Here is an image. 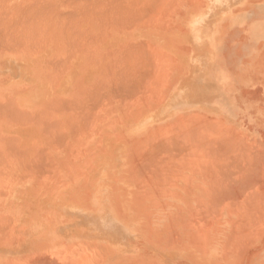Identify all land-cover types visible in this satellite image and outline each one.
Wrapping results in <instances>:
<instances>
[{"label": "bare ground", "instance_id": "1", "mask_svg": "<svg viewBox=\"0 0 264 264\" xmlns=\"http://www.w3.org/2000/svg\"><path fill=\"white\" fill-rule=\"evenodd\" d=\"M32 1L33 0H31L30 2H32ZM68 1H70V0H68ZM110 1L113 2V0H110ZM132 1H134V0H132ZM136 1H137V3H135V5L137 4L139 6L141 3L138 4V1L141 2L143 0H136ZM144 1H145L144 2V5H145L148 0L147 1L144 0ZM154 1H156V0H152V2L150 1L151 6L152 7L155 6L154 8L150 7V8H152L150 10L152 12H154L155 8H156L157 12H154V14L157 17L155 19L154 14L152 12H150V10H146L148 13L150 12L149 15L152 13V15H150V16L148 14H147L148 16H146L145 13H147V12L144 13L145 16L147 17V18L144 19V21L146 20V23H147L148 20L149 21L151 20L152 16L154 17V19L152 18L153 21L152 20L151 21L153 23H154V21L156 22L159 19V16L161 15V13H163L164 11H166V12H164V15H165L164 17L166 18V16H167L166 15V13H168L167 9H169L168 8V4H169L168 1L170 2L171 0H166V4L164 3L165 0L156 1L158 3H156V2L154 3ZM173 1L174 0H172L171 2H172L173 5H175L177 2L173 3ZM224 1L228 2L230 0H224ZM234 1L235 2L233 3L234 4L233 8H230V9L229 8H224L222 10H220V9L218 10V9H214L212 7V4H211L212 0H205L204 3L202 1H200V0H198V1L195 0V5H191V6L187 7L186 10L183 12V18H182V23H181L182 27L178 26L177 28H174L172 30L168 29V31H167V36L168 37L166 39V44H165L166 45V49L167 50L172 49V47H173L172 45L175 42H180L184 47H186L189 50V52L192 51L191 47L195 48V41H190V43H187L186 42L187 40H186V38L184 36L187 35L186 32H189V30H187V29L192 24V18L190 19V17H195V15H200V12L203 11L204 8H206V9L208 8L209 11L212 9L211 13L213 15H215L216 10L218 11V17L219 18L216 15L215 16H216V20H218L216 22H219V25H216V26H217V28L220 31L224 32V33L218 32L219 34L224 35V37H227L229 39H234V41L236 43H240V44L245 42L246 38H245L244 41H240V42L236 41V40L243 38L244 34L246 32H248V34L251 35V37H252V38H250L251 40H254V38H256V37L258 38L260 32L261 31L263 32V27H261V25H259L256 22H254V23H252L250 25H247V24H245V21H246V16L249 15L248 12H250L251 9L257 10L260 13L264 12V0H256V2H255V0H234ZM251 1H252L253 5L249 6ZM115 2H116V0H115ZM159 2L162 3L163 5H160ZM214 2H217V0H214ZM147 3H149V2H147ZM150 3L148 5L146 4V6H147L146 9H148V7L150 6ZM3 4L5 5V3H3ZM3 4H1L2 7H3ZM19 4H22V3H19ZM40 4H38V5H40ZM113 4L115 5L114 2H113ZM118 4H116V6H120ZM155 4L156 5L159 4V5L156 6ZM93 5H94V3H93ZM100 5L102 6V9H105L103 7L102 3ZM109 5L111 7L112 4L110 3ZM109 5H107V6H109ZM114 5H112V6H114ZM125 5H127V4H125ZM169 5H171V4H169ZM173 5H171V6L173 7ZM161 6H166L165 7L166 9H163V10L160 9V10H162L161 13H160L159 8H161ZM52 7L53 6H51V8ZM88 7H90V6L88 5ZM4 8H6V6ZM99 8H100V6H99ZM111 8H113V7H111ZM126 8H127L126 11L131 10L128 7H125V9ZM8 9H9V7L7 5V10ZM28 9H29V7H28ZM94 9L96 10L95 7H94ZM174 9H176V8H174ZM16 10L18 11V9H16V7H15V11ZM29 10L32 11L31 9H29ZM89 10H91V9H89ZM141 10L142 9L140 8V11L138 9L139 12H136V10H135V12L133 11V13L134 14L136 13L138 16L136 15V17H134V15H132V13H131L133 18L130 17L129 20L131 19L132 22H135V21L138 22V20L140 19V22H141L143 20V18L141 19L142 16L140 17V13H142ZM22 11H23V8H22ZM102 11L103 10H101L100 12H102ZM117 11H118V9H117ZM179 11H180V9H179ZM24 12H25V9H24ZM32 12H31L30 15H32ZM48 12H49V10H48ZM106 12H107V10H106ZM129 12H128V14H129ZM34 13H37V12H34ZM157 13H158V15H157ZM159 13H160V15H159ZM171 13L172 12H170L169 16L172 15ZM2 14H5V13H2ZM38 14H40V13H38ZM98 14H99V12H98ZM46 15H47V13H46ZM61 15H59V16H61ZM78 15H79V13H78ZM109 15L111 16V14H109ZM123 15H125V13H123ZM28 16L29 15H27V17ZM83 16H84V14H83ZM68 17H70V16H68ZM105 17H106V15H105ZM111 17H115V16L112 15ZM116 17H117V15H116ZM121 17H122V15H121ZM128 17H125V18H127V21H125L124 24H126V22H129L128 21ZM160 17H161L160 18L161 20L165 19L163 17V15H161ZM5 18H7V17H5ZM9 18H11V16ZM25 18L26 17H24L23 20H25ZM41 18H42V16H41ZM90 18H92V17H90ZM100 18H101V15H100ZM100 18H99V20H100ZM115 18H113V20L111 18V20L115 22V20H116ZM125 18L122 20V19H118V17H117V20L124 21V20H126ZM134 18L136 20H133ZM29 19H31V18H29ZM34 19H36V17ZM70 19H72V18H70ZM108 19H110L109 16H108ZM108 19H106V20L104 19V21H105V26L104 27L101 28V27L98 26L99 30L102 29V30L106 31V33H105L104 31L101 30V32L103 33L102 34L100 32V34L102 35V38L100 37V34H98V33H97L98 35L96 34V37L99 36L101 38V42L103 41L102 39H104L103 35L106 36V37H107L108 34L110 35V33H108V31L106 30V28L108 29V27H110L109 26L110 25L109 21H108V26L106 24ZM45 20H49V19L46 18ZM1 21H3V20H1ZM7 21H5L6 24H7ZM39 21L42 22V19H40ZM51 21H52V19H51ZM59 21H61V20H59ZM104 21H103V23H104ZM3 22H0L1 25H2ZM17 22H15V23L18 24L19 22L18 23ZM73 22H72V24L74 25L75 22L74 23ZM114 22H111V23H114ZM220 22H223V23H220ZM15 23L12 24V25H15ZM29 23H31V22H29ZM45 23L47 25L49 24L47 22H45ZM100 23L98 25H100ZM103 23H101V24H103ZM129 23H131V22H129ZM129 23H127V24L129 25ZM146 23L144 25H146ZM149 23H147V24H149ZM59 24H60V22H59ZM70 24H71V22H70ZM77 24H79V23H77ZM122 24H123V22L121 23V25ZM133 24L131 26H134ZM29 25H31V24H29ZM39 25H40V23H39ZM41 25H43V24H41ZM61 25H63V24H61ZM126 25H124V27ZM136 25H139V24L137 23ZM15 26H17V25H15ZM15 26H13L14 30H15ZM19 26L21 27V25H19ZM100 26H102V25H100ZM113 26H114V24H113ZM113 26H111V27H113ZM3 27L4 26H2V29H3ZM31 27H34V26H31ZM43 27H45V25ZM79 27H80V25H79ZM37 28H39V27H37ZM73 28H69V29H73ZM75 28H77V30H78V27H75ZM103 28H105V29H103ZM113 28L114 29L117 28L116 30H119L121 27H119V29H118V27H113ZM10 29L12 30V28H10ZM21 29L22 28H20V30ZM26 29H25V31H26ZM47 29H50V25H49V28L48 27L45 28L46 31H47ZM87 29L84 30V31H87ZM121 29H123V26H122ZM121 29H120V32H121ZM18 30H19V28L16 29L15 31H18ZM36 30H35V33H36ZM3 32H5V31H3ZM6 32H7V30H6ZM22 32H21V34H23ZM26 32H28V31H26ZM150 32H152V31H150ZM10 33H12V31ZM75 33H77V32H75ZM85 33H87V32H85ZM85 33H83V35ZM6 34H4V35L2 34V35L5 36ZM12 34H14V32ZM17 34H15V36ZM8 35H10V34H8ZM24 35L25 34H23L21 37L24 38ZM26 35H30V33L26 34ZM77 35L81 36L80 37L81 40H82V37L83 38L85 37V36H83L81 34L80 35L77 34ZM88 35H90V34H88ZM88 35L85 38L88 39V42H91L93 40L92 38L95 35L91 34V35H94L93 37L90 38L92 40H89V38H87ZM11 36L9 38H11ZM34 36H30V37H34ZM40 36H42V35H40ZM78 36L76 38H78ZM36 37H39V35L38 36L36 35ZM43 37L44 36H42V38ZM181 37H182L183 40H181ZM0 38H2V36ZM17 38H15L16 41H17ZM65 38H66V36L63 39H65ZM69 38H71V37H69ZM76 38H75V40H77ZM80 38H79V40H80ZM24 39L20 38L19 41H17V43L19 42L18 44H20V41L24 40ZM47 39L49 40V38H47ZM75 40L73 38V41H75ZM79 40H77L76 42L79 43ZM32 41H33V39H32ZM39 41L37 43V39H36V41L34 40V43L36 42L37 44H39ZM65 41L67 43V40H65ZM97 41H98V39H97ZM97 41H92L91 44L89 43L90 45L88 44L91 48H93V46H96V47H94L95 49L97 48L95 51L98 50L97 44L99 42H97ZM99 41H100V39H99ZM14 42H15V40H12L11 44H13ZM25 42H27V41H25ZM28 42H27V44H28ZM44 42H46V41H43L42 43H44ZM55 42L56 41H54V43ZM86 42H87V40H86ZM93 42H95V44L97 42V44L96 45H92ZM142 42H145V41H142ZM29 43L31 44V41ZM72 43L75 44V42H72ZM77 43H76V45H77ZM135 43H137V42H135ZM141 43L140 44L138 43V45L141 46ZM258 43H260V42H258ZM258 43H257V45H258ZM0 44H1V41H0ZM4 44H6V43H4ZM11 44H9V45L7 44L8 48L10 47ZM27 44H26V47L27 46L30 47V45L29 44L27 45ZM67 44L69 45V43H67ZM74 44L72 45V47L70 46V48H72L71 51L74 50V49L76 50ZM85 44L86 43H84V45ZM129 44H131V43H129ZM15 45H17V44H15ZM21 45L20 46L18 45L19 49H20ZM42 45L44 46L45 43L42 44ZM55 45L57 47L58 43L55 44ZM84 45H83V47H84ZM146 45H148V42H147ZM22 46L25 47L24 45H22ZM31 46H33V44ZM46 46H47V44H46ZM73 46H74V49H73ZM78 46H79V44H78ZM121 46L122 47L123 46L126 47V45H124V44L120 45L119 46L120 50L123 49V48H121ZM134 46H135V44H134ZM134 46H133V48L135 49ZM142 46H144V45H142ZM161 46L158 44V48H157V46L155 45L154 42H151L147 46L149 49H151L150 50L151 52L149 51L150 53L148 52V54H146L148 60L150 59L148 61L149 63H150V61L152 59V58H150V57H152V55L150 56V54H153L152 53L153 49L156 48V51L154 49L153 52H157L158 53L159 49L163 50V48L165 47L164 45H161ZM2 47H4V45ZM2 47H0V48H2ZM34 47H38L40 49L42 48V47H39L37 45L33 46V48ZM58 47H60V45ZM131 47L132 46L128 47V49H130ZM8 48L7 49L5 48V49L8 50ZM31 48H29V49H31ZM66 48H67V46H66ZM80 48H82V46H80ZM85 48H87V47L85 46ZM180 48H183V47H180ZM136 49H138V48H136ZM142 49H144V48H142ZM11 50H13V49L11 48ZM37 50L38 49H36L35 53H37ZM107 50L109 52V49H107ZM115 50H117V49H115ZM14 51H15V48H14ZM23 51H26V49L23 50ZM27 51L29 52V50H27ZM87 51L88 50H86L85 52H87ZM92 51H94V50L93 49L91 50V53L93 55ZM129 51H127V49H125V52H128V54L127 53L126 54L127 55H131V56H127V57L128 58L129 57L130 58L134 57L131 54L132 52H129ZM31 52L33 53V51H30V53ZM139 52L142 53V51H139ZM18 53H20V52H18ZM58 53H57V55H58ZM119 53H120V51H119ZM119 53H118L119 58H117L118 56L116 58L120 59L122 63H125L126 61L122 60L123 57L121 58L120 57L121 55ZM124 53H121V54H124ZM133 53L135 54V51H133ZM258 53H259V51H258ZM94 54H96V53L94 52ZM98 54L99 55L101 54L100 50L97 53V55ZM103 54H104V52H103ZM106 54L108 55V53H106ZM112 54H115V52L112 53ZM138 54L140 55V53H136V55H138ZM55 55H56V53H55ZM57 55H56V57L53 55L55 58L53 57L52 59L53 60H55L56 58L57 59L58 58L61 59V57H59ZM66 55H68V54H66ZM139 55H138V57H140ZM148 55L150 57H148ZM161 55H163L162 52H161ZM69 56L71 57V55H69ZM93 56H91V59L93 58L94 61H95V57H96V59L97 58L98 59L99 58L102 59L101 55L99 57L96 56V55H95V57H93ZM108 56H110V53H109ZM142 57H143V55H142ZM86 58H88L90 60L89 54H88V57L86 56ZM104 58L105 57H103V59ZM147 58H145V60H147ZM59 59H58V62L60 64L61 62H60ZM88 59H86V60H88ZM123 59H125V58H123ZM53 60H52L51 63H53ZM64 60H65V58H64ZM89 60L87 62H89ZM120 60H118V61L116 60V61L118 63H120L119 62ZM128 60L129 59H127V62H126L127 64L125 63V65H127V66L130 63V61H128ZM130 60L134 61V58L130 59ZM92 61L93 60L90 61V64L92 63ZM154 61H155V59H154ZM56 62H57V60H56ZM56 62H54V63H56ZM117 62H116V64H117ZM153 62H151V64H146L145 63L146 66L145 65H144L145 67L143 66L144 69H146V71H147L148 70V66H150L152 68L153 67L152 63ZM157 62H158V60H157ZM195 62H196V60H195ZM95 63H96V61H95ZM97 63H99V60H98ZM122 63L120 64V67L124 66V65H122ZM133 63H136L138 65L137 62H133ZM206 63H207V68L210 70V71H207V73L211 72L210 75H212V76L215 73L214 71H212L215 68V66H217L219 69L222 68L221 66H219L218 61H214L213 59L212 60H207ZM48 64H50V62ZM111 64H113V63H110V65ZM141 64H142V60H141ZM141 64H139V66ZM154 64H155V62H154ZM106 65H107V67L108 66L109 67L113 66V65L110 66L109 64H106ZM106 65H105V67H106ZM133 65H135V64H133ZM62 66L65 67L63 70L60 69V67H62ZM62 66H59V67L57 66L56 67V69H57L56 71L62 70L61 72H63L67 68L66 65L65 66L62 65ZM127 66H125V67H127ZM158 66L160 67V65H158ZM120 67L118 68V66H117L118 70L121 69ZM129 67H128L129 68L128 70H130L132 68L131 65H129ZM141 67H142V65L140 67L136 66V68H141ZM54 68L55 67H53V69ZM82 68H83V66H82ZM117 68H112V70L113 69H117ZM153 68H152V70L154 72H157ZM122 69H124V68H122ZM134 69H135V67H134ZM134 69L130 70V73H132L131 71H133V73L135 74V72L137 73L138 70H139L138 69V70H136L134 72ZM183 69H184V74L186 76V69L185 68H183ZM199 69L204 70L205 68H201L200 64L197 65V63H196L195 71L199 70ZM106 70L108 71L107 68H106ZM106 70H104V71L106 72ZM128 70H126V72ZM123 71H125V69L122 70V71L119 70V72H123ZM220 71L222 72V69H220ZM7 72H9L10 75H11L10 79H8V81H9L8 83H12L13 84V82L16 79H11V78L12 77L13 78H17L18 77L17 81L15 82L16 84H14V88H15V91L19 90L20 93L21 92L25 93V95L22 94L24 96V99H23L22 102L36 101V100L39 99L38 91H37L38 89L35 86H33L32 77L30 75H28L29 72H27V71H25V70H23L21 68H18V67H11L10 71H7ZM53 72H54V70H53ZM102 72H103V70H102ZM102 72H100V74H102ZM113 72L116 73L117 71L115 72V70H114ZM113 72L111 73L113 75L111 77H115L116 76L115 79L117 77H120V76H118V74H120V73L117 72L116 73L117 75L116 74L114 75ZM221 72H217V75L218 76L220 75V77H221V79L219 77L218 80H219V82H220V84L222 86L223 85L222 81L224 79L222 77ZM106 73H109V71L106 72ZM106 73L104 74V77H107V79H108V76H105ZM140 73H142V72H140ZM125 74H127V73H125ZM134 74H132L133 78L136 77V76H134ZM152 74H151V76H152ZM49 75H50V73H49ZM121 75H122V73H121ZM149 75L146 74V78H148L147 76H149ZM138 76L141 77L142 75L141 76L138 75ZM151 76H150V78H151ZM185 76H182V77L184 78ZM126 77H128V76L126 75ZM81 78H82V75H81ZM124 79H126V78L124 77ZM124 79L123 80L120 79L118 81L121 82V80H122V82L123 81L125 82ZM179 79L180 78H178V79H176L174 81V84H173V87H172V89H173L172 90V94H174V95L179 94L181 92V90H182V85L178 86L179 81H180ZM98 80L103 81L104 79L101 80V78L100 79L97 78V80L93 84H96V82ZM113 80H112V82H113ZM148 80H150V79H148ZM100 81H99V83H101ZM152 81H153V79H152ZM105 82H106V80H105ZM127 82H131V81H127ZM127 82H126V84L125 83L124 84L121 83V84H123V87L124 86L127 87L126 86V85H128ZM139 82H141V85H139V86H137L138 83L137 84L133 83V84L135 86H137V88H138V87L142 86V81H139ZM99 83H97V84H99ZM103 83L101 84V86L100 85L97 86V84L94 86L92 84L95 88L93 86L90 88L89 87L90 85L88 86V88H86L87 86H85V89L83 88V90H85L86 92H89V94H91L92 90L94 88L95 90L93 91L94 93H92V96L93 97L96 96V99L98 97V99H97L98 102H101V100L104 102L105 98H107V97H104V99H103V95L102 94H105V96H107V94L104 93L107 90H106L105 83H104V85H103ZM113 83L115 84L117 82L114 81ZM118 84L119 83H117L114 86V87H117V89L114 88V89L117 90V92L119 90H120V92L121 91H125V90H127L125 92H128L129 89H126V88L122 89L121 88L122 86L120 84H119L120 85L119 86ZM150 84H152V83H150ZM53 85H55V84H53ZM134 85H132V87ZM9 86H10V84H9ZM78 86H79V84H78ZM104 86H105V90L106 91L104 89H102V88H104ZM157 86H159V85L157 84ZM111 87H112V85H111ZM79 88H80V86H79ZM89 88H90L91 92L88 91ZM133 88H132L133 90L132 89L130 90V92H129L130 94H131V92L134 93V91L137 90V89L135 90V87H133ZM143 88H144V86H143ZM143 88H141V90ZM145 88H144V90H145ZM80 89H79V91H80ZM114 89L112 87L113 92H115ZM138 89L140 90V88H138ZM146 89H148V88H146ZM83 90L81 89V92ZM76 91H77L76 93L78 94V92H79L78 89ZM96 91H98V92L100 91L102 93L99 92L98 96H97V94H96L97 92ZM156 91L158 92V90H156ZM16 92H18V91H16ZM86 92L83 91V95ZM120 92H118L120 94V99L124 98V97L121 98V96H125L126 95V97H127V95L129 94V93L125 94L123 92L122 95H121ZM137 92L138 91H136V93ZM144 92L141 91V93H140V94H142V97L140 95L141 98H143ZM148 92L149 91H147V93ZM136 93L134 94L135 97H136V95L139 92L137 94ZM184 93H186V91H184ZM184 93H183V95H184ZM75 94H74V97H76ZM99 94H100V97H102V98L99 97ZM117 94L113 93V95H116V98H117ZM27 95H28V97H26ZM87 95H88V93H87ZM87 95L84 97L85 100L87 98ZM132 95H130V96L132 97ZM147 95H149V93ZM92 96L88 95V99L86 100V102L88 104V100L90 98L89 101H91V99H92L91 102L93 103V101H94V103H93V106H94V104H97L98 102H95L96 101L95 97H94V100H93ZM108 96H110V95H108ZM126 97H125V99H126ZM146 97H148V99H149L150 95L146 96ZM146 97H144V98H146ZM154 97L155 96H153L152 98H154ZM158 97H159V95H158ZM77 98L82 101L83 100L82 99V94H81L80 98L79 97H77ZM77 98H74V99H76L79 102L80 100H78ZM114 98H115V96H114ZM261 98H262V96H261ZM109 99H107V100H109ZM8 100H9V98L7 100L5 98L6 102ZM63 100L64 99H62V101ZM129 100H131V98H129ZM132 100H133V98H132ZM144 100H143V102L146 101V100L145 101ZM54 101H53V103H54ZM110 101H108V102H110ZM141 101H142V99H141ZM10 102H12L11 99H10ZM86 102L82 101V102H80V105H81V103H82V105H85ZM103 102H101L102 104L98 103L99 105L97 104L96 108L95 107L92 108V110L95 112V114H96V109H100L101 110L103 108V106H104ZM125 102H123V104ZM132 102H131V104H132ZM156 102H157V100H156ZM167 102H168V99H166L165 102L161 103V106L162 107L166 106ZM13 103H15V102H13ZM92 103H90L89 105H92ZM3 104H5V103H3ZM6 104H8V103H6ZM25 104H29V103H25ZM67 104H68V102H67ZM100 104L103 105V106H101V108H100ZM131 104H127V105H131ZM1 105H2V103H1ZM108 105H110V103ZM125 105H123V107ZM3 106L2 107L4 108V111H5L4 113H6V111L8 112L9 110H5V108H6L5 105H3ZM6 106H8V105H6ZM13 106L14 105H12V107ZM58 106H59V104H58ZM97 106H98V108H97ZM132 106H133V104H132ZM59 107H56V108H59ZM86 107L90 108L91 106L87 105ZM130 107H128V108L130 109ZM7 108H10V106L7 107ZM44 108H45V106H44ZM64 108H65V105H64V107L62 109H64ZM81 108L83 109V111L86 110V108H83V107H80V110H82ZM195 108L200 110V111L201 110H207L206 112H211V113H212V110H213V109L208 108L206 106H203V105H200V104L191 103L190 101H188V103H186L183 106V108L175 109L174 111L170 112L166 116V118H163V119L162 118H160V119L159 118H157V119L156 118H154V119L151 118L150 121H149L148 119L144 120L142 118V116L134 117L133 115L131 116L130 114H129L130 116L127 117L126 114H128V112L127 113L125 112L126 113L125 114L126 118L124 117V119H122L121 122H118L119 123L118 125L108 126L107 128H103V129H101L102 127L98 126L101 130H95V133L98 134L97 135V141H96V145H94L95 147L92 148V146H91L92 149L89 151V154H91V156H90L91 159L89 160V159L86 158L87 161H88L87 169L79 170V168L77 167L78 168L77 170H73L72 168L68 167V168H66V172L64 174H59V175H58V173L54 172L55 170L54 171L52 170L54 172V175L56 174L55 176H57V178H55V176H53L54 178H53V183L52 184H48L47 182L46 183L48 185L44 184V185H46V186H43V188L46 189V191L44 193H34V191L28 190L29 187H27V186H28L29 181L27 182L25 180L26 182L20 183V180L21 179L23 180V178H19V177L22 176L21 174L24 173V175H25V172L32 168V167L31 168L28 167L29 165L28 166L25 165L28 168L24 169L25 172L21 173L18 176L19 179L17 178V175H15L16 177L13 176L14 178L13 177L7 178L6 181H9L8 191L7 190L3 191L2 190L3 188H1V190H0V191H3L0 194V222H1L0 223V251L5 253L3 259L6 258V259H4L2 261L3 262L2 264H229L228 260H229V257L231 255V252H232L231 251L232 250L231 249V245H234L236 247L239 246L238 248L241 250V252L243 250L246 251L247 258L243 261L242 264H264V133H263V135L256 136V135L253 134V132H249V133L242 132L240 128H238L237 126H234V124L236 125L237 123H235V122L233 123V121L230 118H228V117L209 116V115H204V114H197V112L195 113L196 115L193 114L194 116L192 114H191L192 116H190V117L189 116H184V114L186 112L192 111ZM67 109H69V108L67 107ZM22 110H20V111H22ZM42 110H44V109H41V111ZM47 110L45 109V111H47ZM92 110H90L91 113L88 114L89 115L88 117L91 118L90 120H89V118L87 120V117H86L87 116V112H88L87 110H86V112L80 111L81 115L83 113L85 116L84 115H82V116L78 115V114H80V113H77L78 110H74V111H77V112H75V114H77V116L76 115L75 116L77 117L78 120L81 119V117H85L83 119H85L86 121L83 120V119H81V121L82 120L85 121L84 124L87 125V122L91 121L92 119L95 122V118L96 117L94 118V116H95L94 113H93L94 116L93 115L91 116V114L93 112ZM100 110H97L98 113L100 112ZM103 110H104V108H103ZM146 110H149V108L146 109ZM158 110H159V108H158ZM181 111H184V113H182L183 115H180ZM12 112H13V110H12ZM35 112L37 113V110L33 111V112H32V110H31V112L23 110L22 111L23 114H21L20 112L18 114L19 115L21 114L20 116L23 115L24 119H25V118L32 117V115ZM4 113H3V115H4ZM9 113H10L9 115H11L10 111H9ZM39 113H40V111H39ZM73 113H72L71 116L69 115L70 119H71L72 116H74ZM166 113H168V112H166ZM44 114H46V113H44ZM154 114H156V112ZM5 116H7V115L5 114ZM13 116H11L12 119H13ZM17 116L18 115L16 114L15 117H17ZM33 116L35 118V115H33ZM75 116L73 118H75ZM96 116L98 117L96 119L97 121L100 120L99 119L100 117H103V118L106 117V116H102V115H98V114H96ZM42 117H44V116H42ZM18 118H20V117H17V121H20V119L18 120ZM121 118H123V117H121ZM174 118H175V120H173L172 122L169 123V121L174 119ZM21 119L23 120V118H21ZM39 119H41V118H39ZM67 119H65V120H67ZM26 120H25V122H26ZM46 120L48 121V119H46ZM49 120L51 122L52 118L49 119ZM78 120L76 121L74 119V121H76L77 124H79ZM35 121H37V120H35ZM54 121H52V123H54ZM72 121L73 120H71V122ZM193 121H195L196 124H197L196 125V129H195V122H193ZM29 122H30V120H29ZM43 123L44 122H42V124ZM52 123H50V124L49 123H45V124L46 125L49 124L48 126H50V125H52ZM55 123H57V122H55ZM55 123L53 125H55ZM67 123H69V121ZM74 123L73 124L71 123V124L75 125ZM82 123L80 122L79 125H81ZM151 123H154V124L151 127L150 126L148 127V125L149 124L151 125ZM241 123H243V122L241 121L240 125H241ZM77 124L75 126H78ZM44 125L42 127H44ZM91 125H92V123H91ZM48 126H47V128H49ZM57 126H55V127L57 128ZM75 126H74V129L72 131H74V132L75 131L76 132L79 131V129L77 127H75ZM24 127H26V126H24ZM59 127H62V126H59ZM86 127H88V126H86ZM51 128H49V129L51 130ZM81 128H82L81 130H83V127H81ZM92 128L93 127L91 126L90 129H92ZM173 128H176V130H177V128L178 129L183 128V129L181 130V132L178 130L179 131V132L177 131L178 134L176 132H173L174 134L176 133L178 135L177 136L176 134L175 135L171 134L172 131H173ZM21 129H22V127H21ZM85 129L83 130V132L85 131ZM59 130H60V128H59ZM59 130H57V133L59 132V134L61 135L62 133ZM93 130H94V128H93ZM51 131L54 133V130H51ZM86 131L88 132L89 128H88V130L86 129ZM86 131L84 133L87 134ZM48 132H49L48 136H51V134L53 135V133H51L49 130H48ZM196 132H197V135H196ZM75 133L73 135L71 134V136H73L74 140L76 138V136H74ZM179 133H181V137H180ZM17 134L18 135H15V136H8V138H7V136L5 137L6 140L8 141V144H10L11 146L12 145H14V146L16 145L18 147V149L21 148L22 146H25V148H26V146H28V143L30 142V139H31L30 135L29 134L24 135L21 132H18ZM78 134H80V133H78ZM63 135H65L64 136L65 139H63L61 141V143L63 141H65V140L67 142V138H68L67 137V133H65V134L63 133ZM57 136H59V135H57ZM57 136L54 133V135L52 137H54L57 140L59 138L60 139L62 138V136H60L59 138H57ZM195 136H197L196 138L198 140L197 141L198 142L197 146H199L198 150H197V148L195 149V147H196L195 146ZM179 137H180L181 141H179ZM2 138H3V140L5 139L4 136ZM54 138H52V139H54ZM259 140H261V141H259ZM50 141L48 140L49 143H52ZM6 142H5V144H7ZM58 142H60V141H58ZM56 143H55V146L58 145ZM82 143H83V141H82ZM33 144L31 143V145H33ZM45 144H48L47 141H45ZM72 144L73 143H71L70 145L72 146ZM192 144H194V146H195V147H193V149H191L192 151L195 149V150H197V152L198 151L202 152V150L204 152V150H205L204 153H206V151H207L208 154H211L210 156H213V158H215V161L213 163H210L209 160H208V166L206 165L208 168H205L206 166L202 167V163H201V167H197V169H196V175H195V177L197 179L196 181L205 180V178H207V177L209 179L208 180L209 181V185L207 187L202 186L203 185L202 183H201L202 185L199 186V189H205L206 190L205 193H207V194H205L202 197H198V195H197V202H198L197 204L199 205V203H200V204L204 205V209H203V207L201 205L203 211L201 209H196V210H198V212L199 211L202 212V221H203V222H201L202 224H200V223L198 224L197 223L198 219H199V217H197V216H199V214H198V212L197 213L195 212L196 211L195 208H201L200 206L199 207L196 206L195 208L193 206V209L195 210L194 213H196L195 215H197L196 216L197 218L195 217L194 213H190V215L193 214L194 216H190L189 215L190 216L189 218H188V215H186L188 220L190 219L189 221H194L192 218L195 217L196 220L194 222H192V223L197 224V226L195 224H190L191 222L188 223L187 218L184 216V214L186 213L184 210H181L180 208H177V211L176 210L171 211L169 209L171 205H164V203L160 201V200L163 199L162 196H164L161 193V189H162V187H164L163 185H165L164 184L165 181L167 183V180H168L170 185L173 182L174 183L173 187H175V188L177 186V182H175V181L171 182L168 178L165 177L166 175L169 177V174H166V173H170V172H165L164 173L165 176H164V174H162L164 177L163 176L161 177V174L160 175L158 174V172H160V171H157L156 173L154 172L162 180V183H163L162 187H161V181L160 182L159 181H150L149 180L150 178H147V175H149L150 172L154 169V166L157 169L160 167L159 170H161V166L165 162V161L162 162L163 160H165V158H161V156L164 157V155H166V157H168L167 153L168 154L171 153L170 151L173 148L177 149V150H180V152L179 151L178 152L181 153L180 156H182L183 152H181V151L183 150L186 153L188 151V153H189L191 150H190V147H188V145H191V148H192ZM0 145H1V143H0ZM16 146H15V148H17ZM55 146H52V147L56 148ZM59 146L61 147V145H58L57 147L60 148ZM65 146H67V143H66ZM137 146L139 147V149H137V150L138 151L140 150V151L137 152L138 154L136 156L138 157V159L139 158L142 159V160L139 161V162H142V164L140 163L141 165H140V167H138L139 174H134L133 175L132 174L133 172H129V170H131L129 167H130V164L133 165L134 162L130 163L129 161L131 159H134V157L132 158L133 155H132L131 152H129V148H132V147L137 148ZM10 147H9V150L11 149ZM34 147L35 146H33V148ZM140 147H141V149H140ZM15 148H14V150H15ZM36 148H38V147H36ZM63 148H65V147H63ZM38 149L40 150V148H38ZM14 150H13V152H14ZM22 150H25V149H22ZM28 150H30V149H28ZM70 150H72V149L70 148ZM79 150L80 149H78V151H75L74 153L76 154V153L79 152V154H80V152L83 151L84 154H85L84 150H80V151ZM177 150H175V151L177 152ZM192 151H191V153L189 155H192ZM41 152L43 153L42 150H41ZM41 152H40V154H42ZM83 152H81V153L83 154ZM193 152L197 154V152H195V151H193ZM18 153L19 152H17V155L20 154V153L19 154ZM74 153L72 152V154H74ZM40 154H38V152L36 153L37 156L40 155ZM47 154L48 153L45 152V155H47ZM198 154L200 155L199 152H198ZM208 154H207V156H205V154L203 155L201 153L202 158L204 157L203 159L201 158V160L202 161L206 160V162H207ZM0 155H3V154L1 153ZM49 155H50V153H49ZM184 155L185 154H183V156ZM20 156L21 155H19V157ZM24 156H26V155H24ZM41 156H43V155H41ZM67 156H66V158H68ZM76 156H78V155L76 154ZM194 156H195V154H194ZM44 157L45 156H43L41 158L45 159ZM79 157L80 156H78L77 158H79ZM137 157H136V159H137ZM182 157H180V159H177L175 157L174 158V164L176 162L181 161L180 163L183 165L184 160L183 161L181 160ZM185 157H186V155L184 156V158ZM1 158H4V160L2 159L3 161L1 163H5L4 161H6V160H5L4 155H3V157H0V159ZM168 158L166 160H168L169 161L168 163H170L169 165H171L172 161H173V156L170 157V159H168ZM171 158H172V160H171ZM196 158L198 159L199 157L196 156ZM196 158L194 160H196ZM37 159H39V158H37ZM186 159L187 160L189 159V162L188 161H186V162H187V164H190V161H191L190 158H185V160ZM209 159H211V158H209ZM31 160H33L32 163H34V158L33 159L31 158ZM64 160L66 162V159H63V161L60 159V164H63ZM68 160L70 161V159H68ZM194 160H192V161H194ZM9 161H11V160L9 159ZM19 161H20V158H19ZM49 161H51V160H48V162ZM61 161H62V163H61ZM71 161H70V163L73 164V160H71ZM134 161H137V162H135L136 164L138 163V160H134ZM192 161H191V164H192ZM43 162H44L43 164H45L44 160H43ZM48 162H46L45 165H48ZM51 162H49V163L54 164V160L53 159H52ZM150 162H152L153 165H151L152 163H150ZM7 163L9 164V162H7ZM7 163H5V164L7 165ZM40 163H42V162H40ZM40 163H38L39 165L37 163H36V165H34L35 163L32 164L33 168H34V166L36 168L37 165H38V169H34L35 170L34 171V170H32L33 169L32 168L31 172H30V176L28 175L29 173H27V172H26V175H28L31 178H34L35 176L33 177V175H31L32 173L41 172V177L44 178V176L46 175L45 178L48 179V176H49L48 174L49 173L48 174L44 173V170L45 169L48 170V167L47 166H46L47 168L44 167L45 168L44 170L42 169V167H40L41 170L44 173L43 174L42 171L39 170V166L41 165ZM70 163H68V164L72 167V165ZM198 163H199V166H200V161ZM20 164H22V162H20ZM149 164L151 166H153L152 167L153 169L151 168V166ZM158 164H160V166ZM166 164L167 163H165L164 165H166ZM174 164H172V165H174ZM181 164L177 163L178 166L179 165L181 166ZM135 165H134L133 168L136 169ZM156 165L158 167H156ZM138 166H139V164H138ZM163 166H162V169H163ZM189 166H193V165H189ZM22 167H24V166H22ZM49 167H51V166H49ZM55 167L56 166H54V169L58 170V168H55ZM167 167L169 168L168 165H167ZM6 168H8V167H6ZM0 169L2 170L3 167L0 168ZM4 169H3V171H4ZM157 169H155V170H157ZM187 169H188V166H187ZM191 169L194 170L193 168H191ZM5 170H7V169H5ZM22 170H23V168H22ZM22 170H21V172H22ZM47 170H45V171H47ZM178 170H177V174H178ZM52 171L50 170L48 172H50V174L53 175ZM61 171L63 172V170H61ZM135 171H137V169ZM172 171H171V173H174ZM174 171H176V170H174ZM138 172H135V173H138ZM35 173H34V175H36ZM152 173H153V171H152ZM4 174L6 176V172H4ZM39 174H37V175L39 176ZM179 174H180V172H179ZM1 175H3V174H1ZM52 175H51V177H52ZM176 175H175V178H176ZM208 175H210L211 177L209 178ZM38 176L36 177V179L38 178ZM150 176H152V175H150ZM6 177H4V178H6ZM27 177H25V178H27ZM158 177H155V178L157 179ZM187 177L190 178V176H187ZM40 178L37 179V180H40ZM171 179H173V178L171 177ZM0 180L2 181V182L1 181L0 182L3 183L1 186L4 187L3 185H4V182H6V181L3 180L2 176H1ZM39 183L41 185L43 184L42 182H39ZM61 184H62L61 191L58 192L57 188ZM186 184H185V186H186ZM168 185L166 184L167 187H168ZM189 186L191 187L192 185H189ZM55 187H57V188H55ZM186 188H187V186H186ZM163 190H165V193L168 191V194L166 193L167 196L170 193H171V195L173 193V192H169V190H166L165 187L163 188ZM175 191L176 190H174V192ZM185 191L187 192V190H185ZM2 193H3V195H2ZM60 193H62V194H60ZM190 193H192V191H190ZM200 193H201V191H200ZM200 193H199V195H200ZM180 195H182V194L180 193ZM172 196L174 197V194ZM193 197H195V196H193ZM29 201H31V202H29ZM190 204H191V202H190ZM190 204H188V207L189 206L191 207ZM178 206H181V205H178ZM178 209H180V210H178ZM184 209H186V207ZM189 212H191V211H189ZM4 219L11 223L10 224L11 227H10V225H8L9 228L8 227H4L5 224L2 223V222H6V221H4ZM45 225H47V227H48L47 230L48 231L46 230V228H44ZM37 238L39 240H41L37 244V246H38L40 251L34 256L31 255V254L29 256L28 255H24L25 253L28 252V249L31 247L32 241H35V239H37ZM245 243H246V248L245 249L244 248L241 249L240 246L242 244H245ZM33 244H35V243H33ZM236 247L233 249L234 252H238L237 251L238 248H236ZM241 247H243V246H241ZM245 251H243V253ZM242 255H244V254H238V256L243 259ZM241 261L238 264H240Z\"/></svg>", "mask_w": 264, "mask_h": 264}, {"label": "crops", "instance_id": "2", "mask_svg": "<svg viewBox=\"0 0 264 264\" xmlns=\"http://www.w3.org/2000/svg\"><path fill=\"white\" fill-rule=\"evenodd\" d=\"M2 1V0H1ZM7 2H8V0H6ZM11 1V5H13L14 7H16V9H18V13H17V15H18V17H17V19H16V21H18L19 22V24H18V26L19 25H21V28L24 30H18V31H15L16 29H18V28H20V26L18 27V26H15V30L14 29H10L11 31H12V33L14 32V34H12V33H10L11 31L10 30H8V28L6 27H3V29H2V26H4V22L3 21H1V22H3L2 23V25H1V30H0V37L2 36V38H0V39H2L1 40V44H0V47H2L3 45H4V47H2V48H0V87H7L8 89H10V90H14L15 91V88H14V84H16L15 82L17 81V79H18V77L17 78H11V79H16L14 82H13V84L12 83H8L9 81H8V79H10V73L9 72H7V71H10V68L11 67H18V68H21V69H23V70H25V71H27V72H29V74L28 75H30L31 77H32V80H33V86H35L36 88H38V93H39V100H38V102L36 103V104H34L35 105V107L37 108V111L38 110H40V109H42L44 106H46V105H50V106H52L53 104L54 105H63L62 107H64V105H65V110H68L67 109V107L69 108V109H71V110H76V109H80V107H83L82 106V103H81V105H80V102H82L80 99H78L77 97H81V94H82V96H83V91L84 92H86L85 90H83V88L85 89V86H87L86 88H88V86L91 88L93 85L95 86L97 83H99V81L100 80H98L97 82H96V84H93V83H95V81L97 80V78H101V80H103V81H100L101 83H99V84H97V86L98 85H100L101 86V84L104 82L105 83V86H106V90L108 91H106L105 90V86H104V88H102V89H104L106 92H104V93H111V94H113V93H118V92H120V90L117 92V87H114L117 83H119L122 87V89L124 88H126V89H129L128 90V92H125V91H127V90H125V91H121L120 93L122 94L123 92L126 94H128L129 92H130V90L133 88V87H137V86H139V85H141V82H139V81H142V86L143 85H145L149 80L148 79H151L150 78V76H151V74H152V68L154 69V70H157V68L159 69V67L158 66H156L157 64H156V62H155V64H154V62H153V55H161V52H162V56H164L165 58H168V57H170L171 58V61L174 63V68H175V66L176 65H180L182 68H185V69H191L192 71L195 69V54H199V52H197V51H195L194 50V52H189V51H186V52H183V51H181V52H175L173 49H171V50H167L166 49V39H167V31H168V29H167V26L166 25H163V24H161V22L162 21H166L167 22V19L165 18H163L164 20H161L160 18V16H159V19L155 22L154 21V23L152 22L153 20H152V18L154 19V17L152 16V18H151V20L149 21H147V23H149V24H147L146 23V20L144 21V19L145 18H147L146 16H148L149 15V13L150 12H152L150 9H152V8H154L155 6H151V3H150V1L152 2V0H146L147 2H149L150 3V6L148 7V9H146L147 8V6H146V4L148 5L149 3H147L146 2V4L144 5V0L143 1H141V2H139L138 1V4H140L139 6L136 4L135 5V3H137V1L136 0H134V1H132V0H116V2H115V0H113V2L115 3V5L113 4V2L112 1H110V0H70V1H68V0H33L32 2H30L31 0H10ZM37 1V2H36ZM73 1V2H72ZM99 1V2H98ZM156 1H158V0H156ZM156 1H154V3L156 2ZM163 1V0H162ZM161 1V2H162ZM24 2V3H23ZM35 2V3H34ZM86 4H85V3ZM105 2V3H104ZM119 4H118V3ZM19 3H22V4H19ZM33 3V4H32ZM41 3V4H40ZM74 3V4H73ZM85 5H84V4ZM93 3H94V5H93ZM96 3V4H95ZM102 3V5H103V7L105 8V9H102V6L100 5ZM108 3V4H107ZM112 4V5H114V6H112L111 5V7H113V8H111L110 7V5L109 4ZM153 3V4H154ZM156 3H158V2H156ZM160 3V2H159ZM164 3L166 4V0L164 1ZM28 4V5H27ZM37 4V5H36ZM38 4H40V5H38ZM55 4V5H54ZM116 4H118V5H120V6H116ZM123 6H122V5ZM125 4H127V5H125ZM20 5V6H19ZM22 5V6H21ZM58 7H57V6ZM84 5V6H83ZM88 5L90 6V7H88ZM92 5V6H91ZM97 5V6H96ZM100 6V8H99V6ZM107 5H109V6H107ZM125 5V6H124ZM156 5V4H155ZM157 5H159V4H157ZM156 5V6H157ZM160 5H163L162 3H160ZM25 6V7H24ZM32 6V7H31ZM38 6V7H37ZM51 6H53L52 8H51ZM96 8V10L94 9V7ZM116 6V7H115ZM19 7V8H18ZM28 7H29V9H31L32 11H30L29 9H28ZM37 7V8H36ZM40 7V8H39ZM79 7V8H78ZM89 9H91V10H89ZM120 7V8H119ZM125 7H128L129 9H131V10H129V11H126L127 10V8L125 9ZM142 9L141 10V12L143 13H140V17H141V19L143 18V20L140 22V19L138 20V22H132L131 21V19L129 20V18L130 17H132L133 18V16L132 15H134V17H136V13L134 14L133 13V11L135 12V10H136V12H139L140 11V8ZM150 7H152V8H150ZM160 7V6H159ZM22 8H23V11H22ZM27 8V9H26ZM54 8V9H53ZM124 8V9H123ZM24 9H25V12H24ZM35 11H34V10ZM39 9V10H38ZM42 9V10H41ZM51 9V10H50ZM93 9V10H92ZM117 9H118V11H117ZM135 9V10H134ZM138 9H139V11H138ZM22 12H21V11ZM29 10V11H28ZM48 10H49V12H48ZM68 10V11H67ZM99 10V11H98ZM101 10H103L102 12H100ZM106 10H107V12H106ZM146 10H150V12L148 13ZM154 10V9H153ZM158 10V9H157ZM27 11V12H26ZM44 14H42L41 12ZM51 11V12H50ZM75 11V12H74ZM81 11V12H80ZM86 11V12H85ZM91 11V12H90ZM99 12V14H98V12ZM112 11V12H111ZM116 13H115V12ZM30 12V13H29ZM31 12H32V15H30L31 14ZM34 12H37V13H34ZM56 12V13H55ZM58 12V13H57ZM74 12V13H73ZM114 12V13H113ZM128 12H129V14H128ZM145 12H147V13H145ZM154 12H157L156 11V8H155V11ZM154 12H152L153 14H154ZM29 13V14H28ZM38 13H40V14H38ZM46 13H47V15H46ZM55 13V14H54ZM73 15H72V14ZM76 13V14H75ZM78 13H79V15H78ZM84 14V16H83V14ZM87 13V14H86ZM111 14V16L113 15V16H115L116 17V15H117V17H118V19H124L125 17H128V21L129 22H131V23H129V22H126V24L127 23H129V25L131 26L133 23V25L134 26H129L128 24L126 25V24H124L125 23V21H127V18H125L126 20H124V21H120V20H117V17L115 18V17H111L109 14ZM113 13V14H112ZM123 13H125V15H123ZM131 13H132V15H131ZM146 14V16H145V14ZM152 13L150 14V15H152ZM35 14V15H34ZM61 15V16H59V15ZM70 14V15H69ZM104 14V15H103ZM108 14V15H107ZM115 14V15H114ZM128 14V15H127ZM148 14V15H147ZM27 15H29L28 17H27ZM49 15V16H48ZM70 16V17H68V16ZM82 15V16H81ZM96 15V16H95ZM100 15H101V18H100ZM105 15H106V17H105ZM119 15V16H118ZM121 15H122V17H121ZM127 15V16H126ZM131 15V16H130ZM149 15V16H150ZM157 15H158V13H157ZM32 16V17H31ZM36 17V19H34L35 17ZM40 16V17H39ZM41 16H42V18H41ZM65 16V17H64ZM86 16V17H85ZM103 16V17H102ZM108 16L110 17V19H108ZM138 16V15H137ZM144 16V17H143ZM154 16H155V19H156V15L154 14ZM22 17V18H21ZM24 17H26L25 18V20H23L24 19ZM49 17V18H48ZM54 19H53V18ZM77 17V18H76ZM90 17H92V18H90ZM121 17V18H120ZM29 18H31V19H29ZM39 18V19H38ZM49 19V20H45V19ZM66 18V19H65ZM70 18H72V19H70ZM99 18H100V20H99ZM111 18H112V20H113V18H115L116 20H115V22L114 21H112L111 20ZM138 18V17H137ZM149 18V19H150ZM182 18H183V13H177L176 14V16H175V25H176V28L178 27V26H181L182 27ZM38 19V20H37ZM40 19H42V22L41 21H39ZM51 19H52V21H51ZM75 21H74V20ZM104 19L106 20V19H108L107 20V26H108V21H109V23H110V27H108V29L106 28V30L108 31V33H110V35L108 34L107 35V37L106 36H104L103 35V38L104 39H102L103 41L101 42V38H102V35L100 34V32H101V30H99V27H104L105 26V21H104ZM1 20H3V19H1ZM30 20V21H29ZM59 20H61V21H59ZM75 22H73V21ZM81 22H79V21ZM90 20V21H89ZM111 20V21H110ZM133 20H136L135 18L133 19ZM5 21V20H4ZM21 21V22H20ZM33 21V22H32ZM38 21V22H37ZM60 22V24H59V22ZM69 21V22H68ZM89 21V22H88ZM103 21H104V23H103ZM120 23H119V22ZM144 21V22H143ZM29 22H31V23H29ZM35 22V23H34ZM45 22H47V23H49L48 25L45 23ZM51 22V23H50ZM62 22V23H61ZM65 22V23H64ZM70 22H71V24H72V22L74 23V25L72 26L71 24H70ZM79 23V24H77V23ZM103 23V24H101V23ZM111 22H114V23H111ZM123 22V24L124 25H126L125 27H124V25L122 24L121 25V23ZM140 22V23H139ZM153 24H152V23ZM250 22H256V23H258L259 25H261V27H263V32L261 33L260 32V34H259V36H258V38L256 37V38H254V40H251L250 38H252L251 37V35L250 34H248V32H246L245 34H244V39L246 38V41L245 42H243L242 44H240V43H236L235 41H229L228 43H226V44H224L223 46H221V48H220V52H217L216 54H215V58L217 59V61H218V64H219V66H222V68H220V69H222V72H221V74H222V77H223V85L221 86V87H219V85L218 84H216L215 83V80L214 79H211L210 78V73L211 72H206V71H204V70H200L199 72H197L196 73V75H195V78L197 77V75L198 76H201L202 77V80H200V83H198L197 82V85H195V93H197V95H196V97H197V99H199L198 101H200V102H204L206 105H211L212 107H214V109L212 110V113L211 112H206L207 110H198V109H193L192 111H188V112H186V113H196L197 112V114H204V115H209V116H219V117H228V118H230L232 121H233V123L235 122V123H237L236 125L234 124V126H237L238 128H240L241 129V131L242 132H245V133H249V132H253V134L254 135H256V136H260V135H263V133H264V123H263V121H262V117L264 116V114H263V105L262 104H260L257 100H255V99H250V97H248V95L247 94H252L253 92H255V91H247L246 89H245V87L244 86H238V84L237 83H234L235 82V80H237V78L236 77H239L240 76V72H237V71H234V72H232L233 71V69L235 70V69H242L243 68V66H242V64H245L246 65V68L247 69H255V66L253 65V64H256L257 62H259V61H262V62H264V12L263 13H257V14H255V15H247L246 16V21H245V23H247V25H250L251 23ZM22 23V24H21ZM34 23V24H33ZM38 23V24H37ZM39 23H40V25H39ZM55 25H54V24ZM69 23V24H68ZM100 23V25H102V26H100V25H98ZM139 24V25H136V24ZM146 23V25H144ZM180 23V24H179ZM250 23V24H249ZM29 24H31V25H29ZM33 24V25H32ZM41 24H43V25H41ZM61 24H63V25H61ZM113 24H114V26H113ZM151 24V25H150ZM24 25V26H23ZM28 25V26H27ZM38 25V26H37ZM45 25V27H43ZM49 25H50V29H47V31L45 30V28H49ZM79 25H80V27H79ZM118 25V26H117ZM121 25V26H120ZM27 26V27H26ZM30 26V27H29ZM31 26H34V27H31ZM39 27V28H37V27ZM61 26V27H60ZM71 26V27H70ZM99 26V27H98ZM111 26H113V27H118V29H119V27H121L122 28V26H123V29H121V32H120V29L119 30H116L117 28H113V27H111ZM155 26V27H154ZM158 26V27H157ZM74 27V28H73ZM75 27H78V30H77V28H75ZM133 27V28H132ZM28 30H27V29ZM33 30H32V29ZM68 28V29H67ZM69 28H73V29H69ZM88 28V29H87ZM125 28V29H124ZM130 28V29H129ZM157 28V29H156ZM7 30V32H6V30ZM25 29H26V31H28V32H26L25 31ZM32 31H31V30ZM37 29V30H36ZM42 29V30H41ZM76 31H75V30ZM87 29V31H84V30H86ZM103 29H105V28H103ZM35 30H36V33H35ZM40 30V31H39ZM62 32H61V31ZM3 31H5V32H3ZM31 31V32H30ZM38 31V32H37ZM43 31V32H42ZM46 31V32H45ZM57 31V32H56ZM74 31V32H73ZM79 31V32H78ZM85 33V32H87V33H85L84 35H83V33ZM102 31H104L105 33H106V31L105 30H102ZM146 31V32H145ZM149 31V32H148ZM150 31H152V32H150ZM2 32V33H1ZM9 32V33H8ZM21 32L23 33V34H25L24 35V38H22L21 36L23 35V34H21ZM61 32V33H60ZM65 32V33H64ZM75 32H77V33H75ZM7 33V34H6ZM20 35H18V34ZM30 33V35H26V34H29ZM38 33V34H37ZM46 33V34H45ZM63 33V34H62ZM100 34V37L99 36H97L96 37V34ZM102 33V32H101ZM104 33V34H105ZM4 34H6L5 36H3ZM8 34H10V35H8ZM15 34H17L16 36H15ZM32 34V35H31ZM35 36H34V35ZM45 34V35H44ZM65 34V35H64ZM77 34H81V35H83V36H87L88 34H90V35H88V37L87 38H89V40H92V41H97V39H98V41L97 42H99L98 44H97V42H96V44H97V47H98V50L97 51H95L96 49L94 48V47H96V46H93V48H91L89 45L91 44V42H88V39H86L85 37V39L87 40V42H86V40L82 37V40H81V36H78ZM91 34H94V35H91ZM97 34V35H98ZM103 34V33H102ZM12 35V36H11ZM36 35L38 36L39 35V37H36ZM40 35H42V36H44L43 38H42V36H40ZM106 35V34H105ZM261 35V36H260ZM11 36V38H9ZM19 36V37H18ZM26 36V37H25ZM30 36H34V37H30ZM47 36V37H46ZM59 36V37H58ZM66 36V38L65 39H63L64 37ZM78 36V38H76ZM94 36V37H93ZM17 38V41H19V39L21 38V39H24V40H21L20 41V44H18L17 43V41H16V39L15 38ZM69 37H71V38H69ZM91 37H93L92 39H90ZM99 37V38H98ZM106 37V38H105ZM116 37V38H115ZM119 37V38H118ZM124 37V38H123ZM13 38V40L15 39V44H17V45H15L14 43V45L13 44H11L12 43V41H10L9 39H12ZM28 38V39H27ZM47 38H49V40L47 39ZM73 38H74V40H75V38L77 39V40H79V38H80V40H79V43H77L76 41L77 40H75V41H73ZM126 38V39H125ZM27 39V40H26ZM32 39H33V41H32ZM36 39H37V43H38V41H39V44H37L36 42L34 43V40L36 41ZM46 41V42H44L45 43V45L43 46L42 44H44V43H42L43 41ZM71 39V40H70ZM99 39H100V41H99ZM143 39V40H142ZM58 40V41H57ZM65 40H67V43H69V45L66 43V41ZM113 40V41H112ZM25 41H31V44L28 42V44L30 45V47L29 46H27L26 47V44H27V42H25ZM48 41V42H47ZM54 41H56L55 43H54ZM75 42V44L74 43H72V42ZM81 41V42H80ZM123 41V42H122ZM142 41H147L148 42V45L151 43V42H154L155 43V45L157 46V48H158V44L161 46V45H164L165 47L163 48V50H161V49H159L158 50V53L157 52H153L154 51V49H155V51H156V48H152L153 49V51H152V53L153 54H150V56L152 55V57H150L149 55H148V57H150V58H152L151 59V61H150V63L148 62L149 60H148V58H147V56H146V54H148V52L151 50V49H149L147 46L148 45H146L147 44V42L145 43V42H142ZM238 41V40H237ZM3 42V43H2ZM41 42V43H40ZM71 42V43H70ZM118 42V43H117ZM133 42V43H132ZM135 42H137V43H135ZM142 42V43H141ZM240 42V41H239ZM258 42H260V43H258ZM4 43H6V44H4ZM58 43V45H57V47H56V45L55 44H57ZM60 43V44H59ZM76 43H77V45H76ZM81 43V44H80ZM84 43H86L85 45H84ZM90 43V44H89ZM94 43V44H93ZM92 43V45H96L95 44V42H93ZM120 43V44H119ZM129 43H131V44H129ZM138 43L140 44L141 43V46L140 45H138ZM145 43V44H144ZM247 44L246 46H243V44ZM257 43H258V45H257ZM9 44H11L10 45V47L8 48V45ZM24 45L25 47H23L22 45ZM27 44V45H28ZM33 44V46H39V47H42L41 49L40 48H38V47H34L33 48V46H31ZM36 44V45H35ZM46 44H47V46H46ZM63 44V45H62ZM75 45V48H76V50L74 49V46H73V49L74 50H72L71 51V49L72 48H70V46L72 47V45ZM78 44H79V46H78ZM89 44V45H88ZM126 45V47H122L121 46V48H123V49H121L120 50V48H119V46L120 45ZM134 44H135V46H134ZM21 45V47H20V49H19V46ZM60 45V47H58ZM83 45H84V47H83ZM137 45V46H136ZM142 45H144V46H142ZM66 46H67V48H66ZM78 46V47H77ZM80 46H82V48H80ZM85 46L87 47V48H85ZM130 46H132L130 49H128V47H130ZM133 46L135 47V49L133 48ZM15 48V51H14V48ZM32 47V48H31ZM44 47V48H43ZM70 49H69V48ZM140 47V48H139ZM162 47V46H161ZM8 48V50H6V49ZM11 48L13 49V50H11ZM17 48V49H16ZM23 48V49H22ZM29 48H31V49H29ZM65 48V49H64ZM85 48V49H84ZM134 50H133V49ZM136 48H138V49H136ZM142 48H144V49H142ZM151 48V47H150ZM3 49V50H2ZM26 49V51H23V50H25ZM36 49H38L37 50V53H35L36 52ZM40 49V50H39ZM93 49L94 51H92L93 52V55H92V53H91V50ZM107 49H109V52H108V50ZM115 49H117V50H115ZM125 49H127V51H129V52H132L131 54H132V56H134V57H132V58H128L127 56H131V55H127L128 54V52H125ZM19 50V51H18ZM27 50H29V52L27 51ZM86 50H88L87 52H85ZM90 50V51H89ZM99 50L101 51V56H102V59H98L99 60V63H97L98 62V60L96 59V57H95V55L96 56H98L97 55V53L99 52ZM11 51V52H10ZM20 52V53H18V52ZM30 51H33V53L31 54L30 53ZM117 51V52H116ZM119 51H120V53H119ZM125 53H124V52ZM133 51H135V54L133 53ZM139 51H142V53L141 52H139ZM144 51V52H143ZM258 51H259V53H258ZM59 52V53H58ZM68 52V53H67ZM90 52V53H89ZM94 52L96 53V54H94ZM103 52H104V54H103ZM115 52V54H112V53H114ZM146 52V53H145ZM151 52V51H150ZM149 52V53H150ZM160 52V53H159ZM55 53H56V55H57V53H58V55L57 56H59V57H61V59H59L60 60V64H59V62H58V59L56 58L55 60H53L52 58L55 56L56 57V55H55ZM70 53V54H69ZM106 53H108V55H109V53H110V56H108ZM118 53L121 55L120 57L122 58H125V59H123L122 58V60H125L126 62H127V59H129L128 61H130V63H129V65H131V69L130 70H132V69H134V67H135V69H134V72L136 71V70H138V72L136 73L135 72V74L133 73V71H131L132 73H130V70H128L130 67H129V65L127 66V65H125V63H122L121 62V60L120 59H117V58H119V56H118ZM121 53H124V54H121ZM127 53V54H126ZM136 53H140V57H138V55H136ZM145 53V54H144ZM66 54H68V55H66ZM88 54H89V57H90V60L88 59V58H86V56L88 57ZM106 54V55H105ZM130 54V53H129ZM54 55V56H53ZM61 55V56H60ZM69 55H71V57L69 56ZM93 56V57H95V61H96V63H95V61H94V59L92 58L91 59V56ZM99 55V56H100ZM115 55V56H114ZM142 55H143V57H142ZM67 58H66V57ZM98 56V57H99ZM118 56V57H117ZM54 57V58H55ZM63 57V58H62ZM103 57H105L104 59H103ZM117 57V58H116ZM202 57V56H201ZM255 57V58H254ZM64 58H65V60H64ZM134 58V61L133 60H130V59H133ZM138 58V59H137ZM145 58H147V60H145ZM198 58H200V57H198ZM53 60V63H51L52 62V60ZM86 59H88L89 60V62H87L88 60H86ZM113 59V60H112ZM142 60V64H141V60ZM144 59V60H143ZM51 60V61H50ZM56 60H57V62H56ZM62 60V61H61ZM64 60V61H63ZM91 60H93L92 61V63L90 64V61ZM118 60H120L119 62L120 63H118L117 61ZM254 60V61H253ZM109 61V62H108ZM111 61V62H110ZM137 62L138 63V65L136 64V63H133V62ZM148 63H147V62ZM45 62V63H44ZM50 62V64H48ZM54 62H56V63H54ZM116 62H117V64H116ZM124 62V61H123ZM151 62H153L152 64H153V67L151 68L150 66H148V70L146 71V69H144V67L146 66L145 65V63L146 64H151ZM166 62V63H165ZM164 62V65L165 64H167V61H165ZM253 62V63H252ZM110 63H113V64H111V65H113V66H111L110 65ZM122 63V65H124L123 67H120V64ZM132 63V64H131ZM144 63V64H143ZM106 64H109L112 68H117V66H118V68L120 67L121 69H119L120 71H122V70H124L125 69V71H123V72H119V70H118V68L117 69H113L112 70V68L111 67H107V65ZM116 64V65H115ZM119 64V65H118ZM127 64V63H126ZM133 64H135L137 67H140L141 65H142V67L141 68H136V66L135 65H133ZM139 64H141L140 66H139ZM62 65H66V69L63 71V72H61L65 67H63ZM105 65H106V67H105ZM121 65V66H122ZM145 65V66H144ZM155 65V66H154ZM49 66V67H48ZM59 67V66H62V67H60V69H62V70H58V71H56L57 69H56V67ZM82 66H83V68H82ZM125 66H127V67H125ZM134 66V67H133ZM144 66V67H143ZM152 66V65H151ZM48 67V68H47ZM53 67H55L54 69H53ZM129 67V68H128ZM150 67V68H149ZM156 67V68H155ZM106 68L108 69V71H109V73H106V72H108L107 70H106ZM122 68H124V69H122ZM127 68V69H126ZM147 68V67H146ZM161 69L162 68H164V66H161L160 67ZM173 68V69H174ZM59 69V68H58ZM53 70H54V72H53ZM102 70H103V72H102ZM104 70H106V72L104 71ZM115 70V72L117 71L118 73H120V74H118V76H120V77H117L116 79H115V77H111V76H113L111 73L113 72ZM126 70H128L127 72H126ZM152 70V71H151ZM60 71V72H59ZM146 71V72H145ZM100 72H102V74H100ZM116 72V73H117ZM131 74H129V73ZM140 72H142V73H140ZM145 72V73H144ZM49 73H50V75H49ZM52 73V74H51ZM106 73V75L105 76H108V79H107V77H104V74ZM116 73H114L113 72V74L115 75ZM121 73H122V75H121ZM124 73V74H123ZM125 73H127V74H125ZM151 73V74H150ZM48 74V75H47ZM58 74V75H57ZM108 74V75H107ZM132 74H134V76H136V77H134L133 78V76H132ZM142 75L141 77L143 78H141V77H139L138 75ZM145 76H144V75ZM146 74L147 75H149V76H147L148 78H146ZM81 75H82V78H81ZM99 75V76H98ZM104 77H102V76ZM117 75V74H116ZM126 75L128 76V77H126ZM130 75V76H129ZM236 77H235V76ZM8 76V77H7ZM49 76V77H48ZM124 76L126 79H124V77L122 78V77ZM176 76V75H175ZM175 76H174V79H173V84H174V81H175ZM152 77V76H151ZM177 77V76H176ZM103 78V79H102ZM129 78V79H128ZM132 78V79H131ZM139 78V79H138ZM96 79V80H95ZM114 79V80H113ZM120 79H124L125 80V84H126V82L127 81H131V82H127V84L128 85H126L127 87H123V82H122V80H121V82L120 81H118V80H120ZM128 79V80H127ZM201 79V78H200ZM105 80H106V82H105ZM112 80H113V82L114 81H116L117 83H113L112 82ZM127 80V81H126ZM93 81V82H92ZM134 81V82H133ZM80 82V83H79ZM144 82V83H143ZM179 82H182L183 83V79H182V77H180V81ZM83 83V84H82ZM104 83H103V85H104ZM121 83H123V84H121ZM132 83V84H131ZM133 83H135V84H137V86H135ZM9 84H10V86H9ZM53 84H55V85H53ZM78 84H79V86H80V88L83 90L82 92H81V89L79 88V86H78ZM93 84V85H92ZM108 84V85H107ZM112 85V87H113V89L114 88H116V89H114V91L115 92H113V90H112V87H111V85ZM118 84V85H119ZM58 85V86H57ZM117 85V86H118ZM119 85V86H120ZM132 85H134L133 87H132ZM55 86V87H54ZM78 86V87H77ZM93 86V87H94ZM118 86V87H119ZM130 88H129V87ZM76 87V88H75ZM90 88H89V90L88 91H90L91 92V90H90ZM95 88V87H94ZM93 88V90H92V93H94L93 91L95 90ZM100 88V87H99ZM120 88V89H121ZM78 89V91H79V89H80V91L78 92V94L76 93L77 90ZM109 89V90H108ZM121 89V90H122ZM134 89V88H133ZM132 89V90H133ZM55 90V91H54ZM98 90V89H97ZM112 90V91H111ZM137 91V90H136ZM136 91H134V93L136 92ZM16 92V91H15ZM81 92V93H80ZM97 93V96H98V93L100 92H98V91H96ZM17 93V92H16ZM77 95H76V94ZM80 93V94H79ZM87 93H88V95H91L92 96V93L91 94H89V92H86L84 95L86 96L87 95ZM100 93H102V92H100ZM74 94H75V96L76 97H74ZM131 94H133L132 92H131ZM79 95V96H78ZM88 95H87V98L86 99H88ZM103 96H104V94H102ZM179 96H180V93L179 94H177V95H174V94H170V98H171V102L172 101H176L178 98H179ZM90 97V96H89ZM93 97V96H92ZM95 97V102H98V97H97V99H96V96H94ZM94 97H93V100H94ZM99 97H100V94H99ZM16 102L19 104V106L21 107V108H23V109H25L24 107V105H22V101H23V98H24V96H20L18 93H17V96H16ZM74 98H77L78 100H80L79 102L76 100V99H74ZM91 98V97H90ZM90 98H89V100H90ZM100 98H102V97H100ZM55 101H54V100ZM62 99H64L63 101H62ZM100 100V99H99ZM240 100V101H239ZM50 103H49V102ZM53 101H54V103H53ZM91 101H92V99H91ZM90 101V102H91ZM56 102V103H55ZM59 102V103H58ZM67 102H68V104H67ZM74 102V103H73ZM53 103V104H52ZM92 103V102H91ZM93 103H94V101H93ZM93 103H92V105H89L90 103H88V106H91L90 108L92 109V108H96V105L98 104H94V106H93ZM76 104V105H75ZM99 105V104H98ZM183 104H180V105H169L168 107L167 106H158V105H145V106H142V107H140V108H137L134 112H133V114H131V116L133 115L134 117H138V116H142V118L144 119V120H146V119H148L149 121H150V119L152 118V119H154V118H166V116L170 113V112H172V111H174L175 109H181V108H183ZM79 107V108H78ZM85 108H87L86 106H85ZM90 108H87V109H90ZM97 108H98V106H97ZM149 108V110H146V109H148ZM158 108H159V110H158ZM164 108V111H162V109ZM171 108V109H170ZM82 109V108H81ZM166 109V110H165ZM156 112V114H154L155 112ZM166 112H168V113H166ZM149 113V114H148ZM182 113H184V111H181L180 112V115H183ZM196 115V114H195ZM184 116H185V114H184ZM64 118H67V114L65 115L64 114ZM192 118V117H191ZM190 118V119H191ZM173 120H175V118L174 119H172V120H170L169 121V123L170 122H172ZM194 120V119H193ZM242 121L243 123H241V125H240V122ZM193 122H195V121H193ZM155 123V122H154ZM154 123H151V125L149 124L148 125V127L150 126H152ZM248 123V124H247ZM196 122H195V129H196ZM240 125V126H239ZM252 125V126H251ZM167 127V126H166ZM20 127H18L16 130H14V131H12V133H18L19 132V130L21 131L22 129H19ZM253 130V131H252ZM196 135H197V132H196ZM197 136H195V149L197 148V150H198V148H199V146H197L198 144V140H197V138H196ZM131 149V148H130ZM174 149V148H173ZM173 149H171V150H173ZM197 150H195V152H197ZM201 150V149H200ZM130 152V151H129ZM174 151H172L171 152V154L173 153ZM198 152L200 153V155L198 154ZM197 152V154L195 153V158H196V156L197 157H199L198 159L196 158V160H195V175H196V169H197V167H201V163H202V167H205L206 165L208 166V160H209V162L210 163H213L214 161H215V158H213V156H210L211 154H208L207 153V151H206V153L208 154V159H207V162H206V160L205 161H202L201 160V158H202V156H201V153L204 155L205 154V156H207V154L206 153H204L205 152V150H204V152H203V150H202V152H200V151H198ZM210 156V157H209ZM136 157L137 156H134V159H131L129 162L130 163H133L134 162V164L133 165H131L130 164V166H134L136 163L135 162H137V161H134V160H138V163L135 165V166H137L138 164H139V166L142 164V162H139L140 160H142V159H138V157H137V159H136ZM132 158H133V156H132ZM204 158V157H203ZM202 158V159H203ZM207 158V157H206ZM209 158H211V159H209ZM200 161V166H199V162ZM156 162V161H155ZM141 163V164H140ZM150 163H152V162H150ZM159 163V162H158ZM144 164V163H143ZM156 164V163H155ZM150 165V164H149ZM151 165H153V163L151 164ZM150 165V166H151ZM198 165V166H197ZM211 165V164H210ZM205 167V168H208V167ZM130 168V167H129ZM129 172H130V170H129ZM131 174V173H130ZM209 176V178L211 177L210 175H208ZM197 179H196V177H195V195H193V196H195V198H197V195H198V197H202V196H204L205 194H207V193H205L206 192V190L205 189H199V186H201L202 184V186H204V187H207L208 185H209V179H208V177L207 178H205V180H201V181H196ZM207 182V183H206ZM202 183V184H201ZM200 184V185H199ZM200 191H201V193H200ZM199 193H200V195H199ZM163 195V194H162ZM170 195V196H169ZM168 196L169 197H173L171 194H169ZM167 196V195H166ZM177 196H183V195H180L179 193H176V194H174V197H177Z\"/></svg>", "mask_w": 264, "mask_h": 264}, {"label": "rangeland", "instance_id": "3", "mask_svg": "<svg viewBox=\"0 0 264 264\" xmlns=\"http://www.w3.org/2000/svg\"><path fill=\"white\" fill-rule=\"evenodd\" d=\"M4 1V2H3ZM172 1V0H171ZM170 1V2H171ZM175 1V0H174ZM173 1V3H176L175 5H173L172 4V2L170 3L169 1H168V3L169 4H171V5H173V7L174 8H176V9H174L171 5H169L168 4V8L169 9H167L168 11V13H166V19H167V22L166 21H162L161 22V24H163V25H166L167 26V29H169V30H172V29H174V28H176V23H175V16H176V14L177 13H183L185 10H186V8L187 7H189V6H191V5H195V0H176L175 2ZM193 1V2H192ZM198 1V0H197ZM200 1H202L203 3H204V1L205 0H200ZM232 2V3H231ZM235 1L234 0H230V1H228V2H226V1H224V0H217V2H214V0H212V2H211V4H212V7L214 8V9H220V10H222V9H224V8H233L234 7V3ZM255 2H256V0H255ZM0 3L1 4H3V3H5V5L3 4V7H2V5L0 4V19H2L3 18V21L5 20V21H7V24H6V22L4 21V27H6L7 26V28H8V30H10V28H12V29H14V27L13 26H15V25H17L18 26V22L17 21H15L16 19H17V17H18V15H17V10L15 11V7L13 6V5H11V1L10 0H8V2L6 1V0H0ZM254 3V2H253ZM7 5H8V7H9V9L7 10ZM250 5H253L252 4V1H251V3L249 4V6ZM6 6V8H4ZM167 6V5H166ZM166 6H161V8H159V10L160 9H166L165 7ZM170 6V7H169ZM248 6V5H247ZM248 6V7H249ZM223 7V8H222ZM3 8V9H2ZM173 8V9H172ZM171 9V10H170ZM178 9V10H177ZM179 9H180V11H179ZM3 10V11H2ZM158 10V11H159ZM162 10H160V13H161V11ZM211 11H212V9L209 11L208 10V8L206 9V8H204V10L203 11H201L200 12V15H195V17H190V19L192 18V24H191V26H189L188 27V29L187 30H189V32H186L187 33V35H185L184 37L186 38V42L187 43H190V41H195V48L194 47H191V52H194V50L195 51H197V52H199V54L197 55V54H195V60H196V62H195V67H196V63H197V65H199L200 64V66H201V68H205L204 69V71H210L208 68H207V63H206V61L207 60H214V61H217V59L215 58V54L217 53V52H220V48H221V46H223L224 44H226V43H228L229 41H234V39H229V38H227V37H224V35H222V34H219L218 32H220V33H224V32H222V31H220L218 28H217V26L216 25H219V22H216V21H218V20H216V16L218 17V11L216 10V12H215V15H213L212 13H211ZM16 12V13H15ZM164 12H166V11H164ZM164 12L163 13H161V15H163V17L165 16L164 15ZM170 12H172L171 14V16H169L170 15ZM2 13H5V14H2ZM12 13V14H11ZM160 13H159V15H160ZM249 13V15H255V14H257V13H260L259 11H257V10H254V9H251V11L250 12H248ZM13 15V16H12ZM160 15V16H161ZM4 16V17H3ZM11 16V18H9ZM2 17V18H1ZM5 17H7V18H5ZM13 17V18H12ZM15 17V18H14ZM12 21H10L9 19ZM165 18V17H164ZM219 18V17H218ZM14 21H13V20ZM0 22H1V20H0ZM15 22H17L18 24H16ZM15 23V25H12V24H14ZM218 23V24H217ZM220 23H223V22H220ZM251 24H252V22H250ZM249 23V24H250ZM254 23V22H253ZM11 26H10V25ZM245 24H247V23H245ZM10 26V27H9ZM19 27V26H18ZM21 28V27H20ZM19 28V29H20ZM0 29H1V23H0ZM186 30V31H187ZM2 39H0V41H1ZM10 41H12L13 39H9ZM15 40V39H14ZM181 40H183L182 39V37H181ZM238 41H244L245 39L244 38H241V39H237ZM236 40V41H237ZM247 44L245 43V44H243V46H246ZM173 47H172V49L175 51V52H181V51H183V52H186V51H189L186 47H184L180 42H175L173 45H172ZM180 47H183V48H180ZM171 50V49H170ZM202 56V57H201ZM156 57V58H155ZM198 57H200V58H198ZM154 59H155V62H157V60H158V62L156 63L157 64V66L158 65H160V67L161 66H164V68H160L159 66V68L161 69H157L156 71L158 72H154V71H152V77H151V79L145 84V85H143L144 86V88L146 87V88H148V89H146L145 88V90H144V88H143V86H140V87H138V88H140V90L136 87L135 88V90L137 89V91L139 92H135L137 95H136V97L134 96V94L135 93H133V95L132 94H130V95H132V97L128 94L127 95V97H126V95L125 96H121V98L122 97H124V98H122V99H120V94L118 93H116L117 94V98H116V95H113V94H111V93H106L107 94V96H105V94H104V96H103V99H104V97H107V98H105V101L103 102L102 100H101V102H103V105H101L102 103L101 102H98V103H101L100 104V108H101V106H103V108H104V110H103V108L100 110V109H96V114H98V115H102V116H106L105 118H103V117H100L99 119V121H97L96 119L98 118L97 116H96V114H95V112L92 110V109H90V110H92L93 112H92V114H91V116L93 115V113H94V118H95V122L93 121V119L91 120V121H88L87 122V125L86 124H84L85 123V119H83V118H85V117H81V119H83V120H85V121H81V119H77V114H75V112H77V111H74V110H71V109H68V110H65V109H62L63 107V105H52V106H48V105H46L45 106V108L43 107L42 109H44V110H42L41 111V109L40 110H38L37 111V113L35 112L33 115H35V118H34V116L32 115V117H29V118H25L24 119V116L22 117V116H20L21 114H23L22 113V111L23 110H26V111H30L31 112V110H32V112L33 111H36L37 110V108L36 107H34L35 105L34 104H36L37 102H38V100L40 99H38V100H36V101H29V102H22V105H24L25 107V109H23V108H21L20 106H19V104L16 102V96H17V93L19 94L20 92H19V90H16V91H18L17 93L13 90H10V89H8L7 87H0V143H1V145H0V150L2 151H0V154L2 153L3 155H4V157H5V160L6 161H4L5 163H7V162H9V164L7 163V165L5 164V163H1L3 160H4V158H1L0 160V168H2L3 167V169L5 168V169H7V170H5L4 169V171H3V169L1 170L0 169V178H1V176H2V178H3V180H7V178H11V177H16L15 175H17V178H18V176L21 174V173H23V172H25V170L24 169H27L28 167H32L33 168V166H32V164H34V165H36V163L38 164V163H40V162H42V163H40L41 165L39 166V170L40 171H42L41 170V168L40 167H42V169L44 170L45 168H47L48 167V170L47 169H45V170H47V171H45L44 170V173L46 174H48L49 176H48V179H46L45 178V176H44V178L43 177H41V172H34L36 175H34V173H32L31 175H33V177L34 178H31V177H29L30 176V172H31V169H29L28 171H26L27 173H29L28 175H26V172H25V175H24V173L23 174H21L22 176L21 177H19V178H23V180L21 179L20 180V183H23V182H28L29 181V183H28V186L27 187H29V189L28 190H30V191H34V193H44L45 191H46V189L45 188H43V186H46V185H48V184H52L53 183V176H55L54 175V172L55 173H58V175L59 174H64L65 172H66V168H68V167H70V168H72L73 170H77L78 168H79V170H85V169H87V167H88V161H87V159H91V154H89V151L92 149V148H94L95 146L94 145H96V141H97V135L98 134H96L95 133V130H101V129H103V128H107L108 126H115V125H118L119 123L118 122H121V120L122 119H124V117L127 115V117L128 116H130L131 114H133V112L137 109V108H140V107H142V106H145V105H158V106H161V103H163V102H165V100L166 99H168V102H167V104H166V106L168 107L169 105H180V104H183V105H185L186 103H188V101H190L191 103H195V104H200V105H203V106H206V107H208V108H211V109H214V107H212L211 105H206L204 102H200V101H198L199 99H197V97H196V95H197V93H195V85H197V82L198 83H200V80H202V77L201 76H198L197 75V77L195 78V75H196V73L197 72H199L200 70H202V69H199V70H196L195 71V69L193 70V71H191V69H186V76H185V74H184V69L178 64V65H176L175 66V68H174V63L171 61V59H170V57H168V58H165L164 56H162V55H153V61H154ZM164 59V60H163ZM160 60V61H159ZM165 61H167V64H165L164 65V62ZM161 62V63H160ZM172 65V66H171ZM254 66H255V69H247L246 68V65L245 64H242V66H243V68L242 69H233V71L232 72H234V71H237V72H240L239 74H240V76L239 77H236L235 75V77L237 78V80H235V82L234 83H237L238 84V86L240 87V86H244L245 87V89L247 90V91H254L255 90V93L253 92L252 94H247L248 95V97H250V99H255V100H257L260 104H262L263 105V114H264V62H262V61H259V62H257L256 64H253ZM222 67V66H221ZM174 68V69H173ZM200 68V67H199ZM223 69V68H222ZM164 71V72H163ZM212 71H214L215 73L213 74V76L212 75H210V78L211 79H214L215 80V83L216 84H218L219 85V87H221L220 85V82H219V77H220V75L218 76L217 75V72H221L220 71V69L217 67V66H215V68L212 70ZM177 77H176V76ZM174 76H175V78L176 79H178V78H180V77H182V76H185L184 78L182 77V79H183V83L182 82H179V84H178V86L179 85H182V90H181V92H180V96H179V98L176 100V101H170L171 100V98H170V94H172V87H173V79H174ZM201 78V79H200ZM152 79H153V81H152ZM175 79V80H176ZM220 79H221V77H220ZM180 80V79H179ZM178 82V81H177ZM32 83H33V81H32ZM150 83H152V84H150ZM154 83V84H153ZM222 83H223V81H222ZM157 84L160 86H157ZM34 85V84H33ZM163 85V86H162ZM156 87V88H155ZM141 88H143L142 90H141ZM155 88V89H154ZM259 88V89H258ZM38 89V88H37ZM258 89V90H257ZM149 91L148 93H149V95H150V98L148 99V97H146V96H149V95H147L148 93H147V91ZM156 90H158V92L156 91ZM38 91V90H37ZM141 91L142 92H144V94H143V98H141L142 97V94H140L141 93ZM184 91H186V93H184ZM261 91V92H260ZM7 93V94H6ZM16 93V94H15ZM183 93H184V95H183ZM25 95V93H23V92H21L19 95L20 96H23V95ZM152 94V95H151ZM156 94V95H155ZM159 95V97H158V95ZM108 95H110V96H108ZM119 95V96H118ZM122 95V94H121ZM140 95H141V97H140ZM165 95V96H164ZM38 96H39V93H38ZM114 96H115V98H114ZM153 96H155L154 98H152ZM162 98H161V97ZM261 96H262V98H261ZM14 99H13V98ZM26 97H28V95L26 96ZM85 95H83L82 96V101L84 102H86V100H85ZM110 99H109V98ZM125 97H126V99H125ZM144 97H146V98H144ZM5 98H6V100L9 98V100L6 102L5 101ZM113 98V99H112ZM129 98H131V100H132V98H133V102L131 101V100H129ZM142 99V101H141V99ZM158 98V99H157ZM10 99H11V101L12 102H10ZM24 99V98H23ZM107 99H109V100H107ZM135 99V100H134ZM146 101H145V100ZM111 100V101H110ZM119 100V101H118ZM123 100V101H122ZM143 100L145 101V102H143ZM156 100H157V102H156ZM2 101V102H1ZM5 101V102H4ZM108 101H110V102H108ZM126 101V102H125ZM130 101V102H129ZM13 102H15V103H13ZM90 101L88 100V103H89ZM108 102V103H107ZM122 102V103H121ZM123 102H125L124 104H123ZM131 102H132V104H133V106H132V104H131ZM1 103H2V105H1ZM3 103H5V104H3ZM6 103H8V104H6ZM25 103H29V104H25ZM91 103V102H90ZM110 103V105H108ZM11 104V105H10ZM126 104V105H125ZM127 104H131V105H127ZM3 105H5V110H9L10 112H11V115H9L10 113H9V111L7 112L6 111V113H4L5 111H4V106ZM6 105H8V106H6ZM12 105H14L13 107H12ZM16 105V106H15ZM88 104H87V102H86V104L85 105H82L83 106V108H85L84 106H87ZM123 105H125L124 107H123ZM3 106V107H2ZM10 106V108H7V107H9ZM130 107V109L128 108V107ZM34 107V108H33ZM55 107V108H54ZM56 107H59V108H56ZM3 108V109H2ZM61 108V109H60ZM128 108V109H127ZM143 108V107H142ZM11 109V110H10ZM16 109V110H15ZM23 109V110H22ZM45 109L47 110V111H45ZM12 110H13V112H12ZM15 110V111H14ZM20 110H22V111H20ZM50 110V111H49ZM76 110H78V112L77 113H80V114H78V115H81V112L80 111H83V109L82 110H80V109H76ZM86 110L88 111L89 109H87L86 108ZM86 110H84L83 112H86ZM88 111L87 112V120H88V114H90L91 113V111ZM97 110H100V112L98 113V111ZM166 110V109H165ZM3 111V112H2ZM39 111H40V113H39ZM49 111V112H48ZM162 111H164V108L162 109ZM21 113L20 115L18 114V113ZM42 112V113H41ZM73 113V115L75 116V118H73L74 116H72L71 117V119H70V117H69V115L71 116L72 115V113ZM128 112V114H126V113ZM3 113H4V115H3ZM8 113V114H7ZM44 113H46V114H44ZM71 113V114H70ZM5 114L7 115V116H5ZM14 116H13V115ZM16 114L18 115L17 117H20V118H18V120L20 119V121H17V117H15L16 116ZM64 114L66 115L67 114V118L69 119H67V118H64ZM126 114V115H125ZM130 114V115H129ZM193 115V113H185V116H192ZM195 114V113H194ZM39 115V116H38ZM82 115H84L83 113H82ZM81 115V116H82ZM11 116H13V119H12V117L10 118ZM31 116V115H30ZM42 116H44V117H42ZM56 116V117H55ZM85 116V115H84ZM194 116V115H193ZM9 117V118H8ZM15 117V118H14ZM41 118V119H39V118ZM121 117H123V118H121ZM8 118V119H7ZM21 118H23V120L21 119ZM33 118V119H32ZM38 118V119H37ZM44 118V119H43ZM52 118V121H54V123L55 122H57V123H55V125H53L54 123H52V121L50 122V120L49 119H51ZM56 118V119H55ZM79 118V117H78ZM119 118V119H118ZM126 118V117H125ZM4 119V120H3ZM6 119V120H5ZM10 119V120H9ZM28 121H27V120ZM37 120V121H35V120ZM46 119H48V121L46 120ZM54 119V120H53ZM65 119H67V120H65ZM74 119L77 121L78 120V123L80 124V122L82 123L81 125H79V124H77V122L76 121H74ZM91 118H89V120H90ZM117 119V120H116ZM13 120V121H12ZM25 120H26V122H25ZM29 120H30V122H29ZM47 122H46V121ZM71 120H73L72 122H71ZM33 121V122H32ZM66 121V122H65ZM69 121V123H67ZM262 121H263V123H264V116L262 117ZM10 122V123H9ZM13 122V123H12ZM24 122V123H23ZM35 122V123H34ZM42 122H44L43 124H42ZM60 122V123H59ZM65 122V123H64ZM75 122V123H74ZM113 122V123H112ZM21 123V124H20ZM37 123V124H36ZM45 123H52V125H50V126H48L49 124H45ZM64 123V124H63ZM74 123L75 125L77 124L78 126H75V125H72V124ZM91 123H92V125H91ZM94 123V124H93ZM27 124V125H26ZM40 124V125H39ZM46 126H45V125ZM60 124V125H59ZM72 126H71V125ZM89 124V125H88ZM98 124V125H97ZM105 124V125H104ZM182 124V123H181ZM180 124V125H181ZM44 125V127H42ZM58 125V126H57ZM84 125V126H83ZM24 126H26V127H24ZM47 126L49 127V128H51V130H54V133H55V135L57 136V135H59V136H57V138H59L60 136H62L63 135V133L65 134V133H67V142H66V140L65 141H63L62 143H61V141L63 140V139H65V135H63L62 136V138L59 140H57V139H55L54 137H52L53 135H54V133L49 129V128H47ZM55 126H57V128L55 127ZM59 126H62V127H59ZM68 126V127H67ZM74 126L75 127H77L78 129H79V131H72L73 129H74ZM83 127V130L86 128L87 130H88V128H89V133L86 131V129H85V131L87 132V134L86 133H84L83 132V130H81L82 128L81 127ZM86 126H88V127H86ZM91 126L94 128V130H93V128L92 129H90L91 128ZM102 127L101 129L99 128V127ZM104 126V127H103ZM182 126V125H181ZM180 126V127H181ZM18 127H20L19 129H21V127H22V130L20 131L19 130V132H21L22 134H24V135H27V134H29L30 135V137H31V139H30V142L28 143V146H26V148H25V146H22L21 148L22 149H25V150H22L21 148H19L18 149V147L17 148H15V146L14 145H10V144H8V141L6 140V136H7V138H8V136H15V135H18V134H16V133H12V131H14V130H16ZM55 127V128H54ZM85 127V128H84ZM43 128V129H42ZM59 128H60V130H59ZM76 128V129H77ZM179 128V127H178ZM177 128V130H176V128H173V131H172V133L171 134H174L173 132H176L177 133V131L179 130L180 132H181V130L183 129V128H181V129H178ZM41 129V130H40ZM45 129V130H44ZM51 132V133H53V135L51 134V136H48L49 134V132H48V130ZM47 130V131H46ZM57 130H59L62 134L60 135L59 134V132L57 133ZM56 131V132H55ZM178 131V132H179ZM42 132V133H41ZM47 132V133H46ZM75 133V135L74 136H76V138H75V140L73 139V136H71V134L73 135ZM78 133H80V134H78ZM175 133V134H176ZM42 134V135H41ZM77 134V135H76ZM82 134V135H81ZM174 134V135H175ZM178 134V133H177ZM176 134V135H177ZM179 135H180V137H181V133H179ZM4 136V140H3V137ZM178 136V135H177ZM46 137V138H45ZM180 137H179V141H181L180 140ZM52 138H54V139H52ZM52 139V140H51ZM77 139V140H76ZM3 140V141H2ZM48 140L50 141V142H52V143H49L48 142ZM81 140V141H80ZM7 141V142H6ZM45 141H47V143L49 144H45ZM58 141H60V142H58ZM78 141V142H77ZM80 141V142H79ZM82 141H83V143H82ZM259 141H261V140H259ZM258 141V142H259ZM5 142L7 143V144H5ZM43 144H42V143ZM57 142V143H56ZM69 142V143H68ZM31 143L33 144V145H31ZM55 143L56 144H58V145H61V147L60 148H58L57 146L58 145H56L55 146ZM61 143V144H60ZM66 143H67V146H65L66 145ZM71 143H73L72 144V146L70 145ZM45 144V145H44ZM77 144V145H76ZM11 147H10V146ZM45 147H44V146ZM47 145V146H46ZM75 145V146H74ZM79 145V146H78ZM7 146V147H6ZM11 148L10 150H9V147ZM33 146H35L34 148H33ZM40 146V147H39ZM51 146V147H50ZM52 146H55L56 148H54V147H52ZM65 147V148H63V147ZM69 146V147H68ZM71 146V147H70ZM90 146V147H89ZM91 146H92V148H91ZM143 146V145H142ZM31 147V148H30ZM36 147H38V148H40V150L38 149V148H36ZM67 147V148H66ZM75 149H74V148ZM78 147V148H77ZM136 147V146H135ZM135 147H132L131 149L129 148V151L132 153V155H133V157L134 156H136L138 153L137 152H139L137 149H139V147L137 146V148H135ZM188 147H190V150L191 149H193V147H195L194 146V144H192V148H191V145H188ZM8 148V149H7ZM14 148H15V150H14ZM50 148V149H49ZM70 148L72 149V150H70ZM18 149V150H17ZM28 149H30V150H28ZM33 149V150H32ZM35 149V150H34ZM48 149V150H47ZM78 149H80V150H84L85 151V154H84V152L83 151H81V152H83V154L80 152V154H79V152L78 153H76L78 156H80L79 158H77L78 156H76V154L74 153L75 151H78ZM135 149V150H134ZM140 149H141V147H140ZM13 150H14V152H13ZM41 150L43 151V153L41 152ZM66 150V151H65ZM79 150V151H80ZM137 150V151H136ZM175 150H177V149H173V150H171L170 152H172V151H174L172 154L171 153H167V156L169 157H166V155H164V157H162L161 156V158H165V160H163L162 162H164L163 163V165L165 164V163H167L166 165H162L161 163V165L163 166V169H162V166H161V170H159V168L157 169V168H155V166H154V169L152 168L153 166H151V168L153 169L152 171H153V173H152V171L150 172V174L149 175H147V178H150L149 180L150 181H161V187H162V185H163V183H162V180L158 177V175H156L155 173L157 172V171H160V172H158V174L160 175L161 174V177L163 176L162 174H164L165 172H170V173H166V174H169V177L171 176L173 179H171V177L169 178L167 175L165 176V174H164V176L166 177V178H168L171 182L172 181H175V182H177V186H176V188L175 187H173V182L171 183V185L169 184V181L167 180V183H166V181L164 182V184L165 185H163L164 187H165V189L166 190H169V192H173L172 194H176V193H181L183 196H177V197H169V196H165V195H167L168 194V191L165 193V190H163V188L164 187H162V189H161V193L164 195V196H162L163 197V199L162 200H160L161 202H163L164 203V205H171L170 206V210L171 211H174V210H176L177 211V208H180L181 210H184L186 213L184 214V216L187 218V216L186 215H188V218L190 217V216H194L197 212H198V210H196V209H201L202 211H203V209H204V205H202V204H200L199 203V205L197 204L198 202H197V198H195V197H193V194L195 195V156H194V152L193 151H195V149L192 151V155H189L190 153H191V151L188 153V151H187V153L185 152V151H181V152H183L182 153V156H183V154H185L186 155V157L185 158H190V160L192 161V160H194V161H192V164H191V161H190V164H187V162L186 161H188L189 162V159L187 160H185V158H184V156L182 157V156H180V154L181 153H179L180 152V150H177V152L175 151ZM187 150V149H186ZM35 151V152H34ZM38 152V154H40V152L42 153V154H40V155H36V153ZM135 151V152H134ZM179 151V152H178ZM6 152V153H5ZM11 152V153H10ZM17 152H19L18 154L19 155H21L20 157H19V155H17ZM45 152H47L48 154L47 155H45ZM72 152L74 153V154H72ZM13 153V154H12ZM29 153V154H28ZM49 153H50V155H49ZM23 154V155H22ZM35 154V155H34ZM57 154V155H56ZM59 154V155H58ZM82 154V155H81ZM87 154V155H86ZM3 155H0V157H3ZM24 155H26V156H24ZM41 155H43V156H45L44 158L45 159H43V158H41V157H43V156H41ZM55 155V156H54ZM63 155V156H62ZM68 155V156H67ZM25 158H24V157ZM34 156V157H33ZM57 156V157H56ZM66 156L68 157V158H66ZM173 156V161H172V164H174V158L176 157L177 159H180V157H182L181 158V160L183 161L184 160V163H183V165L180 163L181 161H179V162H176L174 165H169L170 163H168L169 161L168 160H166L167 158L168 159H170V157H172ZM22 157V158H21ZM11 160V161H9V159ZM19 158H20V161H19ZM30 158V159H29ZM31 158L33 159L34 158V163H32V161L33 160H31ZM37 158H39V159H37ZM49 158V159H48ZM72 158V159H71ZM87 158V159H86ZM160 158V159H161ZM3 159V160H2ZM52 159L54 160V164H51L52 162ZM59 159V160H58ZM60 159L63 161V159H66V162H65V160H64V162H63V164H60ZM68 159H70V161L71 160H73V164L72 163H70V161L68 160ZM159 159V160H160ZM42 160V161H41ZM43 160L45 161V164H46V162H48V160H51V161H49V162H51V163H49L48 162V165H45V164H43L44 162H43ZM56 160V161H55ZM171 160H172V158H171ZM176 160V159H175ZM14 161V162H13ZM62 161H61V163H62ZM161 161V160H160ZM178 161V160H177ZM20 162H22V164H20ZM72 162V161H71ZM80 162V163H79ZM83 162V163H82ZM87 162V163H86ZM32 163V164H31ZM68 163H70L71 165H72V167L68 164ZM177 163H179V164H181V166L179 165H177ZM43 164V165H42ZM51 164V165H50ZM67 164V165H66ZM160 164H158L159 166H160ZM5 165V166H4ZM25 165H29L28 167H26ZM39 165V164H38ZM38 165H37V167L35 168V166H34V168L32 169V170H34V169H38ZM45 165V166H44ZM53 165V166H52ZM69 165V166H68ZM167 165L169 166V168L167 167ZM185 165V166H184ZM189 165H193V166H189ZM10 166V167H9ZM22 166H24V167H22ZM47 166V167H46ZM49 166H51V167H49ZM54 166H56L55 168H58V170H56V169H54ZM173 166V167H172ZM175 166V167H174ZM187 166H188V169H187ZM6 167H8V168H6ZM45 167V168H44ZM78 167V168H77ZM134 167V166H130V172H133L132 174L134 175V174H139V172H138V167H140V166H136V169H137V171H135L136 169L135 168H132ZM156 167H158L157 165H156ZM182 167V168H181ZM22 168H23V170H22ZM61 168V169H60ZM191 168H193L194 170H192ZM155 169H157V170H155ZM173 171H172V170ZM179 169V170H178ZM183 171H182V170ZM20 170V171H19ZM21 170H22V172H21ZM38 170V171H39ZM52 171V173H53V175L52 174H50V172H48V171ZM61 170H63V172L61 171ZM151 170V169H150ZM172 172H174V173H171V171ZM174 170H176V171H174ZM177 170H178V174H179V172H180V174L178 175L177 174ZM189 170V171H188ZM3 171V172H2ZM35 171V170H34ZM37 171V170H36ZM57 171V172H56ZM61 171V172H60ZM138 172V173H135V172ZM191 171V172H190ZM4 172H6V176H5V174H4ZM33 172V171H32ZM155 172V173H154ZM40 173V174H39ZM42 173H43V171H42ZM43 173V174H44ZM1 174H3V175H1ZM37 174H39V176L42 178H40ZM42 174V175H43ZM176 175V178H175V175ZM9 175V176H8ZM51 175H52V177H51ZM150 175H152V176H150ZM193 175V176H192ZM24 176V177H23ZM28 176V177H27ZM38 176V178L37 179H39L40 178V180H37L36 179V177ZM163 176V177H164ZM187 176H190V178L189 177H187ZM4 177H6V178H4ZM13 177V178H14ZM25 177H27V178H25ZM155 177H158L157 179L155 178ZM187 177V178H186ZM192 177V178H191ZM18 178V179H19ZM55 178H57V176H55ZM175 178V179H174ZM189 178V179H188ZM2 180V179H1ZM0 180V181H1ZM26 180V181H25ZM37 181V182H36ZM49 181V182H48ZM2 182V181H1ZM0 182V190H1V188H3L2 190L3 191H8V186H9V181H6V182H4V187H2L1 185L3 184V183H1ZM39 182H42L43 184L41 185ZM48 184H47V183ZM187 183V184H186ZM44 184H46V185H44ZM166 184L168 185V187L166 186ZM185 184H186V186H187V188H186V186H185ZM179 185V186H178ZM189 185H192L191 187L189 186ZM189 186V187H188ZM6 187V188H5ZM61 187H62V184L57 188V187H55V188H57L56 190L58 191V192H60L61 191ZM167 187V188H166ZM171 187V188H170ZM175 188V189H174ZM185 188V189H184ZM174 190H176L175 192H174ZM180 190V191H179ZM185 190H187V192L185 191ZM3 191H0V194H1V192H3ZM182 191V192H181ZM189 191V192H188ZM190 191H192V193H190ZM179 193V194H180ZM184 193V194H183ZM189 193V194H188ZM5 194V193H4ZM60 194H62V193H60ZM171 194V193H170ZM2 195H3V193H2ZM190 196V197H189ZM169 197V198H168ZM176 198V199H175ZM186 198V199H185ZM33 199V198H32ZM165 199V200H164ZM193 201V202H192ZM29 202H31V201H29ZM190 202H191V204H190ZM173 203V204H172ZM177 205H175V204ZM188 204H190L191 205V207L189 206L188 207ZM178 205H181V206H178ZM201 205H202V207H203V209H202V207H201ZM193 206H194V208L197 206V207H201V208H195V210L193 209ZM183 207V208H182ZM186 207V209H184ZM192 208V209H191ZM180 209H178V210H180ZM191 209V210H190ZM169 210V211H170ZM191 211V212H189V211ZM194 211L196 212V213H194ZM201 211H199L198 212V214H199V216H197V215H195V217L197 216V217H199V219H198V224L200 223V224H202L201 222H203L202 221V212L200 213ZM190 213H194V215L192 214V215H190ZM190 215V216H189ZM192 218L194 221L196 220V218ZM188 218H187V221H188V223H190V224H195V223H192V222H194V221H189L188 220ZM3 221V220H2ZM4 221H6V222H2V223H4L5 225H4V227H8L9 228V226L8 225H10L11 223L9 222V221H7V220H5L4 219ZM1 223V222H0ZM196 226H197V224H195ZM199 226V225H198ZM3 227V228H4ZM10 227H11V225H10ZM44 228H46V230L48 229V227H47V225H45V227ZM6 229V228H5ZM10 231V230H9ZM48 231V230H47ZM39 238V237H38ZM35 239V241H32V243H31V247L28 249V252L27 253H25L24 255H36L40 250H39V248H38V246H37V244H38V242H40L41 240H39V239ZM33 243H35V244H33ZM234 245H231V255H230V257H229V264H238L241 260V263L240 264H242L243 263V261L247 258V253H246V251L245 250H243V251H245L244 253H243V251L241 252V250L238 248L239 246H234ZM241 246H243V247H241ZM240 246V248L242 249V248H246V243L245 244H242ZM238 248L237 249V251L238 252H234V248ZM32 248V249H31ZM37 248V249H36ZM4 252H2V251H0V264H2L3 262V260L4 259H6V258H4L3 259V257H4ZM238 254H244V255H242V257H243V259L241 258V257H239L238 256ZM3 255V256H2ZM240 258V259H239Z\"/></svg>", "mask_w": 264, "mask_h": 264}]
</instances>
